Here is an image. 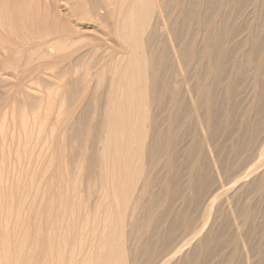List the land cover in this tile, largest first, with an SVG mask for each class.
Instances as JSON below:
<instances>
[{
	"label": "rangeland",
	"instance_id": "1",
	"mask_svg": "<svg viewBox=\"0 0 264 264\" xmlns=\"http://www.w3.org/2000/svg\"><path fill=\"white\" fill-rule=\"evenodd\" d=\"M16 1L21 2L23 0H16ZM30 1H32L33 8H39L38 11H39V15L41 16V18L43 20L45 18L44 21L47 23H45V30H44L45 35L44 36H49V38L48 37H45V38L47 39V41L53 40L52 42H54V43L53 44L51 42L50 43L52 44V47H54V46L55 47H54V49H52L50 47V48H48V51L44 52V54L48 52L47 54L49 56L51 55L49 57L47 54H45L46 57L45 56L44 57L46 58V61L44 60L45 58L44 59L42 58V62L39 61L40 60V58L38 56L39 52L37 50L38 49L37 48V39H39V38H37V37L40 36L41 26L33 24L32 30L30 32V36L31 37H32V35L35 36L34 37L35 40H33V37L32 38L30 37V39H32V41H30V43H29L31 46L24 45L23 48L20 46L23 50L22 52H20L21 48L17 44L18 46L15 50V54L16 53L21 54V55H17V54L15 55V56H17L16 57L17 58V60H16L17 66H15L16 67L15 74H14V77L12 78L15 81L11 80V83L8 84L5 81L3 72L0 70V122L5 121L4 123H2L4 125L0 124V126L1 125L4 126V127L0 128V133H1L0 137H5V139L0 138V141L3 140L0 143V145H1L0 146V157H1L0 159L3 160V162L0 160V166L1 165L3 166V167H0V176L2 177V179H0V180H2L0 183V185H1L0 187H2V188H0L2 190V192L0 191V205H1L0 207L2 210V212L0 210V216L2 215L0 217V229L2 231V232L0 231V240L2 242H4L1 244V241H0V246L3 245L6 247L9 244L10 249L8 251L12 252V250H14L17 247L16 244H17L19 238H21L22 240L25 239L24 250H23V248L21 250V252L24 256L21 257L20 263L21 264L22 263L23 264H25V263L26 264H28V263L39 264V263H41V261L42 262L44 261L43 260L45 258L44 256H46V255L48 256V254H49V253H47L48 251H46V250H48V248H46V247L50 244L51 245L50 248H51L53 246V244H51V243L52 242L55 243L56 240L58 241L59 237H58V239H56L57 234H58L59 236H61V238L59 239V242H58V244L61 246V247L59 246L60 250L62 249V246L64 247V242L66 243L65 247L63 248V252L65 253L64 254L65 256L63 255L62 251H60L61 252L60 254H62L61 256L62 257L64 256L63 258L61 257L63 259L62 264L68 263L67 259H68L69 255H70L69 258H71L70 261L72 259H74V260H72V261H74V262H72V264H81V263L85 264L87 261L88 262L91 261V263L89 262L88 264H102L103 262H105L103 264H107V261H108V264H110L115 259H117L116 263L112 262L113 264H118V263L119 264H126V263H128L127 262L128 258L129 259L132 258V260H135L134 264H160V262L162 263V260H163L161 257L164 253L163 251H165L164 247L166 246V242L169 239H175L174 235L177 236L176 238L181 236V233L183 232L182 228H184V225H182V224H185L187 221L188 222L190 221V222H192L191 227L193 226L191 229L192 232L190 231L191 233L186 237L185 241L187 239H189L190 236L192 237V235L200 227H203V226L204 227H203L202 234H205V235L208 234L209 238H206V236L204 235L205 237L203 239L204 240L207 239V241L202 240L201 246L203 247V250L200 251L201 254L202 253L204 254V255H202V257H203L202 261L201 260L197 261V256L200 254L199 250H198L200 248L197 247V251H195L196 253L193 252L195 250V249H193V251L190 252L191 254H189L190 256H188V259L184 257V258H182V261H180L178 264H182V263L183 264H245L244 259H242V258H244V253H242L240 247L234 246V243H235L234 241L239 237V235H242L244 237V240H245V243L247 246L246 251L248 253H250V255H252L251 252L254 254V255H252V256H254V264H264V187L263 188L257 187L258 186L257 183H259V180H258L259 178H257V177L259 175L256 174L257 179L254 176L252 177L253 179L251 177L248 178L247 179L248 182H247V180L245 181V187L241 188L242 190L238 189L239 191H234V192H232V189L230 190L229 193L233 194V199H232L233 201H231L232 203L229 201V206L232 207L234 210L229 209L228 204H226V202H225V198H224L225 195L223 194V190L225 188L231 186L234 183V181L236 179H238L240 170H241V172H243V171L247 170V167H248V169H250V167H252V165H254V164L256 165L257 164L256 162L258 161V159L255 158L254 151L256 152V150L253 149V146L251 143L252 139L250 136L251 135V133H250V131H251L250 119H251V115H252V110L250 108L252 74L250 72L251 63L249 61L251 53H252L251 46H250L251 33L253 30L252 23H251L252 22V10L254 7L253 4L255 5L257 0H244V1L243 0H230V1L226 0L225 2H224V0H158V2H157L158 4L156 3L157 0H142L143 2L140 4H137V5H134L132 0H129L130 2L127 3L126 8H124V4L126 3L125 2L126 0H123L125 3L121 2V0H120V2L118 0H108V10H110L109 11L110 13H108L109 14L108 22H106L107 23L106 26H108V27H106L107 31L104 30L105 28H101V27H105V26H102L103 22L100 21V18L96 19V17H95L94 19H96L97 21H94L95 22V24H94L93 23L94 19H92V18H90L91 21H90V19L85 21L81 17H79L77 14L75 16V14L72 13V12H74L72 9V6H71V4L68 3L67 0H53V1H51L53 4H51L49 0H46V1L45 0H38V1L36 0L38 3H36L35 1L33 2V0H30ZM87 1L88 0H86V2ZM91 1L92 0H89L88 3H85V1H84L83 4L84 3L89 4V2H91ZM263 1L264 0H259V2L262 3V8L264 9ZM118 2H119V4L123 3V8H124L123 13H122L123 17L124 16L125 17L130 16L132 9H134V11L132 12V15L134 16L133 21L131 20V23L129 22L130 23L129 26H125V28L124 27L122 28V27L117 25L122 21L121 20L122 18L121 19L118 18V16L120 15L118 8L121 6V5L117 6ZM34 3L38 4L37 7ZM159 3L161 4V7H160ZM111 4H113V5H111ZM227 5H228V8H227ZM42 6H43V10H42ZM46 6L48 9L47 10L48 14L44 13V12H46L44 9ZM85 6H87V5H85ZM89 6L90 5H88L87 9L89 8ZM111 6H112V8H111ZM130 6H131V9H130ZM133 6H135V7L133 8ZM54 8H55V10L56 9L59 10L60 13H63V15L61 16V14L59 12H58L59 15L56 14L57 10L56 11L53 10ZM84 8H86V7H84ZM155 8H157V9L161 8V12L163 13L162 14L163 18L165 20L167 19V22L169 23V26H168L169 35L167 34L168 36L165 35L163 32H161L162 33V35H161L159 30H157V29H154L156 31L151 29V25L154 24L158 20L156 18V17H158L157 16L158 13H156L157 10H155ZM112 10L113 11L115 10L114 11L115 13H111V12H113ZM128 11L130 12V14ZM250 11H251V13H250ZM117 12H119V13L117 14ZM227 14H228L229 18L227 17ZM72 15H74L75 17ZM46 16L49 19L46 18ZM223 16H224L225 21L223 20ZM66 17L68 19H66ZM119 17H122V16H119ZM226 17H227V19H226ZM262 18L264 19V16ZM115 19H118V20L120 19L119 20L120 22L118 21L116 26H115V23H116ZM149 19H151V20H149ZM142 20H143V22H142ZM147 20L150 21V23L147 24ZM87 21H89V22H87ZM98 21H100L101 23ZM212 21L214 22L213 24L211 23ZM90 22H91V24H90ZM217 23H218V25H217ZM61 24H62V26H61ZM70 24L72 25V27L70 26ZM99 24L101 25V27ZM135 24H136V26H135ZM223 24H225V25H223ZM55 25L57 26V28H55L56 27ZM86 25H88V26H86ZM103 25H105V24H103ZM137 25H139V26H137ZM59 26L65 28V29L63 30V28H59ZM143 26H145L147 29ZM262 26H264L263 21L261 24L260 32H261V37L263 38V41H262L263 44L261 43V46L264 47V31H263L264 27H262ZM74 27H77V28L74 29ZM92 27H94V28H92ZM204 27H205V29H204ZM78 28H79V31L77 32L76 30ZM111 28H113V29H111ZM211 28H213L214 30ZM227 28H229V30H227ZM61 29H62V31H61ZM72 29H74V30L71 32ZM117 29L119 31H121L123 34L121 32L116 33L118 31ZM65 30H67V31H65ZM80 30H81V32H80ZM115 30H117V31L115 33H113V31H115ZM86 31H88V32H86ZM66 32H68L67 35H65ZM70 32H71V34H70ZM201 32L204 33V34H202L203 37L200 34ZM247 32H248V34H247ZM62 33H64V34H62ZM151 33H153V34H151ZM205 33H206V35H205ZM46 34H50V35H46ZM72 34H74V35H72ZM118 34H119V36H117ZM58 35H59V37L61 35L62 36L60 38L59 37L57 38ZM116 36H117V38H115ZM54 37H56V38L54 39ZM228 37H230V38H228ZM50 38H53V39H50ZM217 39L220 41L218 42ZM54 40L55 41L58 40L57 41L58 43L55 42ZM66 40H67V43L65 44ZM77 40L79 41V43ZM72 41H74V42H72ZM102 41H103V44H100V43H102ZM226 41H228V42H226ZM240 41H242V42H240ZM32 42H35V43H32ZM75 42L78 43V45L75 44ZM120 42L123 44L121 45ZM169 42H170V44L173 43L174 45H178L179 61L181 58L183 60V61L182 60L180 61L181 65L185 66V64H186V67H185L186 76L183 75V77L186 79L182 78V76H180L178 73L179 70L177 69L176 61L172 58L173 56L170 53ZM229 42H230V44H229ZM204 43L206 44V46ZM220 43H222V44H220ZM168 44H169V46H168ZM225 44H226V46H225ZM59 45L62 47H60ZM25 46H27L28 48L27 47L25 48ZM123 46L124 47L126 46L125 47L126 51L123 50V48H124ZM208 46H210V47L207 50ZM135 47H137L140 55H138V52L135 53V51H137V49ZM204 47H205V49H204ZM34 50H36V51H34ZM28 51L30 54L28 53ZM25 52H27V53H25ZM33 52H34V55L32 54ZM206 52H208L209 54ZM25 54L29 55L30 58L28 60L31 63L28 62V60H24L25 58H27L25 56ZM126 54H130L131 57L129 55L127 57ZM137 55L139 56V58ZM36 56H38V58ZM136 56H137V60H136ZM147 56H149V57H147ZM34 57L38 61L37 60L34 61V59H35ZM243 57H245V60ZM143 58H144V60H143ZM26 61H27V64H26ZM120 61H121V63H120ZM187 61H189V62H187ZM32 62H33V64H32ZM72 62H74V63H72ZM150 62L153 64H151ZM35 63H37V64L35 65ZM137 63L139 65L135 66ZM143 63H144V66H143ZM22 64H25V65L29 64V65H28V67L26 66L25 69L23 68L21 70L19 68L24 67V65L22 66ZM118 64H119V66H117ZM150 65H152V66H150ZM134 66H135V70H134ZM130 68H131V70H130ZM150 70L152 73L150 72ZM17 72H20V73L17 74ZM118 73H119V75H118ZM123 73H124V75H123ZM148 74H149V76H148ZM129 75H131V76H129ZM196 75H198V76H196ZM124 76H125V78L123 79ZM127 76H129L130 80L126 82ZM263 76L261 77L262 81L260 80L261 86H262V99H261L262 102H264V93H263L264 92V89H263L264 88V77ZM188 78H189L190 82L188 81ZM186 81H188V86L192 90L193 89L196 90L194 92L195 93V101L193 103L189 100V97L186 93V88H185L186 86L184 83ZM40 82H41V84H40ZM205 83H206V85H205ZM192 84L193 85L196 84V85L193 86ZM126 85H129V86H126ZM191 85H192V87H191ZM199 86L200 87L202 86V87L200 88ZM124 87H125V89H124ZM183 87L185 88V90H183L184 89ZM227 87H229V88H227ZM127 88H129V89L127 90ZM198 88H200V90ZM117 89H119V90H117ZM122 89H123V91H122ZM130 90L131 91L133 90V91L131 92ZM143 90H145V91H143ZM134 91H137V92L140 91V92L137 93ZM202 91H205V92H203V94L200 95L202 93ZM198 92H200V93H198ZM83 93H84V95H83ZM124 93H126V94H124ZM129 93H131V94H129ZM138 94H140V96ZM197 95L199 98L196 97ZM130 96H132V97L135 96L133 98H134V101L136 100L135 101L136 107L134 109V113L132 112V110H130L131 106L127 105L128 103L130 104V102L133 101L131 99L132 97L130 98ZM200 96H201V98H200ZM110 97H111V99H110ZM142 97H144V98H142ZM202 97H204V98H202ZM38 99H40V100L38 101ZM141 99H143L144 102ZM116 102H117V104L122 103L125 106L124 109L122 110L123 112H124V110L128 111V109H129L130 112L128 113V116H127L128 120L127 121H129V120L133 121L132 117L134 115L137 117L136 118V120H137L136 127H134L133 124H130L131 121H129L130 122L129 125H131L132 128L134 127V129H135V131L133 129H130L129 134H132V135L134 134L133 137H135L137 140L135 142L137 144L132 142L133 147L131 146L132 145L131 143H130V145H126L124 143V141H121L120 135H121L122 131L120 130L119 127H115L116 124H114L111 121V119L114 118L113 115L116 116L115 119L120 120L119 119L120 115L115 114L116 111L114 112V108H113L114 107L113 105ZM142 102L144 103V107H143V104L141 105ZM102 103L104 104L105 107L103 106ZM146 104H148V105H146ZM193 105L195 106V108L193 107ZM5 109L7 112H5ZM142 109H144V114L141 112ZM136 113H138V114L136 115ZM3 114H5V116H4L5 120H3V116H2ZM131 114H133L132 117H131ZM148 114H149V116H148ZM138 116H140V117H138ZM262 116L264 118V111H263ZM147 117L148 118L150 117L151 119L149 118V120H148ZM133 118L135 119V117H133ZM201 118H203L204 122L205 121L208 122V126H209L208 131L204 133V134L207 133L206 135H203L202 133H200L201 131H200V127L198 125V122H199V119L201 121ZM11 120L13 121L12 123L10 122ZM147 122H149V123H147ZM108 124H110L111 126ZM150 125H152V126L150 127ZM25 127H26V129H25ZM54 128H55V130H54ZM1 129L3 131H1ZM151 129H153V130H151ZM2 132H3L4 136H2L3 135ZM31 132H33V133H32V136L31 135L30 136L33 138L29 137V134H31ZM135 132L137 133L136 135H135ZM25 133H26V135H25ZM117 135H119V136H117ZM8 136L10 138L11 137L12 138L9 139ZM114 136L115 137L117 136V137L115 138ZM60 137H61L62 142L60 141ZM106 137H107V139H106ZM204 137L208 138V139L205 138L207 140V143L210 142L207 144L208 147H205L202 143ZM28 138L31 140L27 141V140H29ZM141 138H142V140H141ZM12 139H13V141H12V143H10V140H12ZM16 139L18 141H16ZM51 139H53V140L51 141ZM116 139H118V140L115 142H119V144H120V145H118L119 146L118 149H114L115 147H117L116 143L112 145V143H114L113 141ZM157 139H158V141H157ZM4 141H5V143H4ZM107 142H109V143H107ZM149 142H150V144H149ZM16 143L19 144L18 145L19 147L16 146ZM146 143H147V146H146ZM210 144H211V146H210ZM143 145L145 147H143ZM150 145H152V146H150ZM14 146H15V148L18 147L17 149H21L24 146L22 148L24 150L21 149L18 151L17 149H14ZM146 147H148V148H146ZM102 148H104V149H102ZM130 148L132 150H130ZM206 148L209 150H206ZM106 149L109 150V152H108V153H110L108 155L109 157L106 156L108 154ZM134 149L137 151L135 152ZM211 149H214L215 151L213 152V151H211ZM1 150H3L2 153L5 155V158H4V155L1 154ZM102 150H104L103 151L104 157H102L103 155L101 154ZM142 150H144V151H142ZM7 151H9V152H7ZM14 151L17 154L20 153L21 157L18 154V157L20 160L18 159L17 156L16 157L14 156L15 155L13 153ZM22 151H24V153ZM116 151H117V156H116ZM7 153L9 154V156L7 155ZM131 153H132V155H134V158H132ZM136 153H137V155L135 156ZM34 154H36V155H34ZM213 154H215V155H213ZM28 155H30L31 157ZM118 155H120V156H118ZM126 155H128V156H126ZM49 156H51V157H49ZM213 156H214L215 160H217L216 163H215ZM13 157H14V159H12ZM9 158H10V160H9ZM15 158H17L18 160L10 163V161L15 160ZM102 158H106L107 160L105 159V161H102L101 160ZM125 158H128L130 160L127 159L128 161L126 162ZM7 159L9 160L8 161L9 163L6 161ZM48 159H49V163H48ZM132 159H134V162ZM22 160H25V161L22 162ZM26 160H27V162L28 161L29 162L26 163ZM117 160H119V161L117 162ZM15 162H17V165L20 164L19 167L22 168V170L20 169L21 170L20 172H19V167L17 165L13 166L14 165L13 163H15ZM103 162H105L104 165L106 166V169H108V171H109L108 175L107 174L104 175V173H107L108 171L107 170L104 171L105 166L103 167ZM111 162H113V163H111ZM218 162H219V164H218ZM238 162H239V164H238ZM125 163L128 164L127 168L125 167L126 166ZM10 164L13 166L12 170L15 171L17 169L18 172H17V170L15 172L14 171L12 172L11 168L8 169V167H10ZM110 164H112V165L114 164L113 165L114 169H113V166ZM117 164H119V166ZM129 164H132V165H129ZM100 165H101V167H100ZM133 165H134V167H133ZM239 165H243V166L245 165L244 166L245 170H242V169H244V167L239 168L240 170L239 169L237 170V167ZM35 166H37V167H35ZM107 166H108V168H107ZM99 167L102 170H100ZM48 168H50V169H48ZM31 169H32V171H31ZM134 169H135L136 175L134 173ZM5 170L11 175V177L13 176L14 178L15 177L16 178L15 179L12 178L13 181L9 180V179H11L10 175L8 177L6 175H4ZM9 170L13 174H16V172L20 175L22 174L21 178H23V179H21V178L19 179L17 174L13 175ZM99 170L102 171V175H101V172ZM113 170H114V172H113ZM129 170L132 173V176L134 174V176L132 178H130L131 173H130V176L128 174ZM24 171H25V173H23ZM217 171H218L219 175L217 174ZM236 171L237 172L239 171V172L237 173ZM262 171H264V166H262L258 172L261 173ZM66 172H67V174H66ZM111 172H113V173H111ZM147 172H149V173H147ZM234 172H236V173H234ZM30 173H31L32 177L30 175H28ZM110 173H111V175H110ZM116 173H118V174H116ZM125 173H126V175H124ZM25 174L30 176V179L32 181L29 178H27V176H24ZM34 174H35V176L33 179ZM40 175L42 176L41 179L43 181H41V179L39 178ZM44 175H45V177H44ZM87 175H88V177H87ZM144 175H145V177H144ZM4 176H6V177H4ZM105 176L108 177V180H107L108 182L106 185H109V189H107L105 187L106 181L105 182L103 181V180H106ZM109 176H112V178ZM24 177L27 179H25ZM70 177H72V178H70ZM3 178H4V180H6L5 183H7V186H6V184H4V186L2 185L4 182ZM5 178H7V179H5ZM38 178L40 180H38ZM146 178L149 179L148 180L149 181L148 186H147L148 181L144 182V179L146 180ZM159 178H161V179H159ZM46 179H47V181H46ZM68 179H69V181H68ZM70 179H72V181ZM136 179H137V181H136ZM191 179H192V181H190ZM18 180H20V181H18ZM33 180H34V182H33ZM37 180H38V182L40 181V184L37 182ZM50 180H51V182H50ZM187 180L190 182H188ZM9 181H11V182H9ZM16 181H18L20 183V185L16 184V183H18ZM26 181H27V185H26ZM29 181L33 182L32 187L29 185V183H31ZM48 181L51 185H48L49 183L47 184ZM113 181H117V182L114 183ZM8 182L11 183L10 184L11 186L9 185ZM22 182H23L25 187L27 186V188H24ZM42 182H43V184H41ZM72 182H74V183H72ZM131 182L133 183V185H129ZM221 182H222V185L224 184L223 185L224 187L222 186V187L218 188L219 183L221 184ZM64 183H65V185H64ZM110 183L112 185H113V183L115 184L114 192H116L115 190H117L116 197L119 200L116 202L119 203V211H118L120 214L119 218H122V219H120V221H118V219H119L117 216L118 212L116 210V207H118V205H117L118 203L114 202L115 201L114 197H113L114 199L112 198V195L113 194L115 195V193L112 194V191H111L113 189L112 187L114 185L111 187ZM135 183H136V186H135ZM141 183H145L146 187H144L145 184L141 185ZM13 184L15 186L17 185V188H15ZM38 184H39V188H38L39 192H36V193H38L36 195L34 194L37 198L34 197L35 198L34 199L32 197L35 200V204H34L31 201H29V199L31 200V195L34 193V187H36L35 185H38ZM66 184H67V186H66ZM122 184H123V186H121ZM9 186L11 189H8ZM28 186H30V187L28 188ZM43 186H44V188H43ZM69 186L71 187L72 191H71ZM13 187H14L15 191H14ZM37 187L35 188V190L37 189ZM41 187L44 190H41ZM104 187L108 190V191H106V193H107L109 199H108V197L105 198L106 193H105ZM142 187H144L145 189ZM23 188L26 189L27 191H29L28 192L29 196L27 195L28 199L25 195L26 193H24L26 190H24V192H22V195H21V197H23V193H24V196L26 198H24V197L20 198V196L17 195V194H19L20 190L23 191ZM30 188L32 189V191H30ZM54 188H56V189H54ZM120 188H122V189L120 190ZM128 188H129L130 192L127 191ZM130 188L132 189L133 193H131ZM189 188H190V191H189ZM222 188H223V190H222ZM4 189H5V191H4ZM7 190H11V191L9 192ZM36 191H38V190H36ZM40 191H44L45 194L42 195ZM55 191H57V192H55ZM201 191H202L201 195L204 194L203 191L205 192V195H207L203 199V203L204 202L207 203L206 206H205V203H204V205L202 203V199L200 198L201 195L199 194L200 195L199 196L197 194V193H200ZM4 192H5V194H4ZM15 192H16V195H15ZM72 192H74V193H72ZM235 192H236V194H235ZM10 193H12V194H10ZM129 193H131L132 195ZM137 193H139V194H137ZM20 194H21V192H20ZM39 194L42 196H40ZM6 195L7 196L9 195L8 197H11V198L13 197V199H12L13 204L12 205H9V203H8L9 201H11V199L9 201L8 200L5 201L6 199H9L8 197H5ZM101 195H103V196H101ZM121 195H124V196H121ZM137 195L140 198L137 197ZM2 196L4 197L3 198L4 203L2 202V199H1ZM64 196H66V198ZM40 197L41 198L44 197L41 200V201H43L42 203L39 200ZM101 197H102V199H101ZM124 197H126L127 199H124ZM46 198H47V200H46ZM61 198L63 200V203H62V200H60ZM133 198H135L136 200ZM198 198H200L201 200ZM207 198H210V199L215 198L212 208L210 206V199H207ZM18 199H20V202H21V199L22 200L25 199V201L26 200L27 201H26V203H25V201L24 202L22 201V204H21L18 202L19 201ZM105 199H107L108 201H106ZM38 200L40 201L41 205H40ZM138 200L140 201V204L137 203ZM197 200H200V201L198 202ZM207 200H209V201H207ZM12 201H11V203H12ZM134 201H136V202H134ZM29 202H30V204L32 203L31 205L34 204L35 206L34 205L31 206L30 204H28ZM23 203H25V204L23 205ZM48 203H49V205L52 204L53 206L52 205L49 206ZM60 203L62 205L65 204L64 211H63V212H65V215L61 209H60L61 212L59 211V208L57 209V207ZM132 203H133V206L135 205V203H136V205H140V206L135 205L136 208L139 207L137 209L135 208L137 213L133 210V208L135 206L133 207ZM200 203H201V205H200ZM2 204H4V205L2 206ZM6 204L9 206L7 207ZM17 204H19V207ZM37 204L40 206L37 209V211H34L37 207ZM72 204H74V206H71ZM76 204H78V206ZM150 204L153 206H151ZM20 205L23 206V209L21 208ZM115 205H116V207H115ZM122 205H124L125 209L123 208ZM26 206H28L27 210H26V208H27ZM29 206L31 207L30 209H29ZM51 206H52V208H51ZM69 206H71V207H69ZM158 206H159V209H158ZM4 207H7V209H4ZM9 207L11 209V212H9V216H8V214L5 211H8ZM15 207H18L21 211L20 215L19 216L17 215V218H16V216H13V215H16L19 211ZM61 208L63 209V207H61ZM79 208H81V209L79 210ZM244 208L248 209L249 218H248L247 222H244L243 226H241V231H239L241 233L240 234L238 231L236 232V230L234 229L233 218L234 219L236 218L238 220V218L241 216V214L243 212V211H241V209L243 210ZM49 209H53V210H50V212H49ZM55 209L57 210V212H56L57 214L54 213ZM69 209L71 210V214L74 215V216H72V219H70V217H68V219L66 218L67 215H71L68 212ZM31 210H32V212H31ZM72 210L74 212H72ZM15 211L17 213H14ZM28 211H30V212L27 216ZM110 211L113 212V214H111ZM130 211L134 212V213H132L133 215H131ZM232 211H233V213H232ZM100 212H101V217H99ZM107 212H108V214H107ZM229 212H230V214H229ZM4 213H5V215H4ZM30 213H31V215H30ZM77 213H80V215ZM104 213H106V214H104ZM138 213H140V214H138ZM23 214H25L24 218H22ZM36 214H37V216H36ZM49 214L51 215V217L49 216ZM62 214L64 215V217H62L63 222L61 223V221H57V220H60L61 217L58 218V216H61ZM96 214H97V216H96ZM125 214H126V216L128 215L127 218L133 217L130 220V222L126 218V216H125V219H123L124 217H122V216H124ZM3 215L6 217V218H4V219H6V222H4L5 220L3 219ZM39 215L41 216L40 219H39ZM45 215H46V218H45ZM103 215H104V218L102 217ZM108 215H110V216L113 215L112 216L113 219ZM134 215L138 216V217H134ZM33 216H34V218H33ZM18 217H20V220H18ZM94 217H96V218H94ZM26 218H27V220H26ZM74 218H75V222H74ZM76 218H78L80 220H78ZM21 219H22L23 223L20 222ZM28 219H29V221H28ZM48 219H49V221H48ZM55 219H57V220L55 221ZM65 219H67L68 223L65 221ZM133 219L134 220L136 219V220L134 221ZM14 220L16 223H17V221H19L17 223V226H16L15 222H13V225H15V226L11 225L12 221H14ZM32 220H33V222L35 221V223H33ZM52 220L55 222H52ZM71 220H72V222H71ZM83 220H86V221H83ZM93 220H95L96 223ZM105 220L106 221L108 220L107 222H105L106 224L104 225V227H107V228H105L106 231H105L104 227L102 226V223ZM123 220H124V222H123ZM87 221H89L88 226L86 225ZM101 221H103V222H101ZM2 222H4V225H6V223L8 225V222H9L8 227L4 228V229H7V232H9L8 234H4L5 230L2 229L3 228ZM37 222L40 223V226H39V223H37ZM56 222H58V223H56ZM64 222H65V224H64ZM82 222H83V224H82ZM109 222H111V224H108ZM120 222H121V225H120ZM214 222H215V224H214ZM36 223H37L38 228L36 227ZM59 223H61V226H59ZM70 223L72 225H74L76 223L77 227H76V224L74 225V227H76L77 229L72 227L70 225ZM94 223L96 225L95 226L96 228L93 227ZM115 223L118 226V227L115 226L117 228H115L113 226ZM131 223H133V224L130 225ZM21 224H23L22 228L20 226ZM67 224H68L69 229L67 228L68 230L66 229V231H67V233L69 232L68 233L69 235L67 234L68 237L65 238L64 235L66 233L62 234L61 230H64L67 227ZM107 224L109 227L107 226ZM81 225H84V227ZM198 225H199V227H198ZM11 226L15 227V231H13V228H12V232H11ZM98 226H99V228H98ZM143 226H145V228H143ZM18 227H20V229ZM29 227H30V231H29ZM40 227H41V229H39ZM59 227H60V229H59ZM101 227H103V228H101ZM169 227H171L172 230ZM23 228H24V230H23ZM26 228H27V231H26ZM71 228H74L75 232H72V230H74V229H71ZM84 228L85 229L87 228V230H85ZM18 229H19V231L17 233L16 231ZM38 229H39V231H41V233L39 231H38L39 233L37 232ZM58 229H59V233H58ZM95 229L98 231L97 233H96ZM102 229H104V231L108 234H104V232H101V231H103ZM47 230L49 232H51V231L55 232L57 230V232H56L57 234H56V237L54 238V240H52L53 238L46 236V234L52 236L51 235L52 233H49V232L46 233ZM112 230H113V232H112ZM134 230H136V231H134ZM22 231H24L23 235L25 234L27 236V238H25V235H24V239H23ZM25 231H26V233H25ZM66 231L64 230L63 232H66ZM83 231H85L86 234L88 231L89 232L88 236H86V234L83 233ZM115 231H116V233L117 232L118 233L110 235V233H114ZM176 231H178V232H176ZM168 232H170L169 233L170 237L167 240L165 238H168V236H169ZM35 233H36V238H35V235H33ZM81 233L87 240L84 239V237H83V239H81L82 238L80 236ZM93 233H95V235ZM126 233H127V235H126ZM171 233H173V234H171ZM178 233H180V235ZM4 235H7L6 239H5V237H3ZM67 235H65V236H67ZM70 235H71V238H70ZM74 235H75V237H74ZM113 235H115V237H112ZM31 237H33L32 238L33 240L31 239ZM46 237L51 238V240H50L51 243L48 242V240H46L47 239ZM98 237L102 238V239H100L102 241L105 240V243H104V241L102 243L103 246H100L99 248H98L99 243H98V245L96 244L98 242L97 239H99ZM75 238H76V240H75ZM110 238L112 240H110ZM115 238H116V240H115ZM117 238H119V239H117ZM138 238H139V241H138ZM196 238L197 237L193 238L191 243L187 247L185 246L186 248H183V251L190 250L189 246L191 247L196 242V240H197ZM14 239H16V240H14ZM80 239L83 242L87 241L86 243H84V244H86V246L83 245V242L78 241ZM208 239H210L211 241L210 240L208 241ZM35 240H36V244L34 242ZM164 240H167V241L163 243ZM30 241H32L31 242L32 244L29 243ZM38 241H39V243H38ZM75 241L82 243L83 247L80 245H77L78 243H76ZM88 241H91L92 245H90V243H88ZM108 241L109 242L111 241V242L108 243ZM115 241H117V242H115ZM62 242H63V245H62ZM152 242H153V244H152ZM111 243H114V244L112 245ZM162 243L165 245H163ZM13 244H14V246H13ZM33 244H35L34 246L37 245L36 249H33V248H35V247H33ZM102 244H100V245H102ZM104 244H105V246L107 245L108 250L104 249V248H106V247H104ZM109 244H111V246H108ZM29 245H31V247H29ZM88 245L90 246L89 249H88ZM115 245L118 249L116 247H114ZM70 246H71V249H69ZM78 246H80V247H78ZM72 247H78V248H75L76 251L74 250L76 252L74 254L75 255L74 258L71 257V254H68L69 251H73L72 249H74V248H72ZM81 247H82L83 251H82ZM109 247L115 248L116 252H115V249H114V251H112V248L110 249ZM7 248H8V246H7ZM27 248H29L30 252H29V250H28V252H26ZM93 248H94L95 253L93 251ZM97 248L99 251H101L100 248L102 250L104 249L105 252L107 251L106 253L104 252V254L102 253L104 256L103 258H102V254H101V256H99L101 258L102 262H101L100 258H97V259L95 258V256H96L95 254L96 253L98 254V252H99L97 250ZM124 248H126V249H124ZM210 249H212V250H210ZM31 250H34L32 252L34 254H30ZM88 250L90 252L93 251L92 252L93 254H90V252H88ZM49 251L51 252V249ZM81 252H82V254H81ZM130 252L132 253L133 256L131 255ZM159 252L160 253L162 252L161 255ZM70 253H72V256H73V252H70ZM85 253H87L88 255ZM129 253H130L131 257H129L130 256ZM26 254H28V257H26L27 256ZM60 254H59V256H60ZM79 254H81V255H79ZM112 254H114V255H112ZM147 254H149V256ZM183 254H184V252H183ZM89 255L91 256V258ZM106 255H108V256H106ZM109 255H110V257H109ZM179 255H180V253L178 254V258H176V261H177V259H179L182 256V252H181L180 257H179ZM29 256L32 257L31 261H29V259L31 258ZM84 256H86V261L82 260L83 258H85ZM88 256H89V258H88ZM111 256H113L112 259H111ZM42 257H43V259H42ZM105 257L108 258V259L106 258V261L104 260ZM13 258L14 257L11 256V260ZM76 258H77V263L75 262ZM150 258H151V260H150ZM120 259H121V263H120ZM70 261H69V263L71 264ZM117 261H119V262H117ZM8 262H9V264H11L10 261H8ZM11 262H13V261H11ZM1 263L3 264L2 261H1ZM5 264H7V260H6ZM17 264H19V263H17ZM41 264H43V263H41Z\"/></svg>",
	"mask_w": 264,
	"mask_h": 264
},
{
	"label": "bare ground",
	"instance_id": "2",
	"mask_svg": "<svg viewBox=\"0 0 264 264\" xmlns=\"http://www.w3.org/2000/svg\"><path fill=\"white\" fill-rule=\"evenodd\" d=\"M36 2V3H38L36 0H33V2ZM46 1V0H45ZM50 1V3L51 4H53L51 1H53V0H49ZM68 1V3L69 4H71V6H72V9H73V11L74 12H72V13H74L75 14V16H76V14L79 16V17H81L83 20H88V19H90V18H92V19H94L95 17H96V19L97 18H100V21L101 22H103V24H105V25H103L102 24V26H105V27H101V25H100V27L101 28H105L104 30L105 31H107L106 30V27H108V26H106V22H108V16H109V14L108 13H110L109 11L110 10H108V0H92L91 2H89V4H85V3H88V1L86 2V0H84L85 1V3L83 4V0H67ZM119 2H120V0H118ZM128 1V2H127ZM226 0H224V2H225ZM230 1V0H229ZM244 1V0H243ZM114 2V1H113ZM112 2V3H113ZM119 2L117 3V6H120L118 9V11L120 12V15L119 16H122V17H119L118 16V18H122L121 20V22L118 20V19H115L114 21L116 22L115 23V26H116V24L118 23V21L120 22L119 24H117L118 26H120V27H124L125 28V26H129V24L131 23V20L133 21V18H134V16L132 15V12L134 11V9H132V11H131V14H130V12H129V14H130V16H124L123 17V9L124 8H126V5H127V3H129L130 1L129 0H126L125 2L123 1V0H121V2H123V3H125L124 4V8H123V3H121V4H119ZM132 2H133V4L134 5H137V4H140V3H142L143 1L142 0H132ZM158 2V0L156 1V3ZM161 2V1H160ZM256 2V1H255ZM36 3H34L35 5H36V7H37V5L38 4H36ZM91 3V4H90ZM116 3V2H115ZM114 3V4H115ZM263 3H264V1H263ZM119 4V5H118ZM150 4V3H149ZM155 4V3H154ZM158 4V3H157ZM208 4V3H207ZM238 4V3H237ZM253 4V3H252ZM85 5H87V6H85ZM88 5H90L89 6V8L87 9V7H88ZM111 5H113V4H111ZM159 5H160V7H161V4L159 3ZM226 5V4H225ZM224 5V6H225ZM48 6V5H47ZM47 6L44 8L45 9V11L46 12H44V13H47ZM116 6V5H115ZM140 6V5H139ZM222 6V5H221ZM242 6V5H241ZM253 10H252V27H253V30H252V33H251V41H250V46H251V50H252V53H251V56H250V63H251V69H250V72H251V74H252V84H251V102H250V108H251V110H252V115H251V119H250V122H251V131H250V133H251V139H252V146H253V149H255L256 150V152L254 151V154H255V158H257L258 159V161L256 162L257 164L255 165H252V167H250V169H248V167H247V170H245V165L243 166V165H239L238 167H237V170L239 169V168H242V167H244V169H242V170H245V171H243V172H241V170H240V172H239V176H238V179H236L235 181H234V183L231 185V186H229V187H227V188H225L224 190H223V188H222V190H223V194L225 195L224 196V198H225V202H226V204H228V206H229V201L231 202V201H233L232 199H233V194L231 195L229 192H230V190L232 189V192H234V191H239L241 188H243V187H245V181L248 179V178H252L253 176L256 178V174H258L257 176V178H259L258 180H259V183H257V187L258 188H263L264 187V171H262L261 173H259L258 171H259V169L262 167V166H264V118H263V116H262V114H263V111H264V102H262V86H261V77L264 75V47H262L261 46V43H262V41H263V38L261 37V32H260V29H261V24H262V21L264 22V19L262 18L263 16H264V9L262 8V3H260L259 2V0H257V2L255 3V5L253 4ZM35 7V6H34ZM70 7V6H69ZM84 7H86V8H84ZM135 6H133V8H134ZM159 7V6H158ZM264 7V6H263ZM111 8H112V6H111ZM138 8V7H137ZM145 8V7H144ZM227 8H228V5H227ZM251 8V7H250ZM87 11H86V10ZM130 9H131V6H130ZM129 9V10H130ZM160 9V10H159ZM39 8H33V5H32V1H30V0H23V1H21V2H18V1H16V0H0V70L3 72V75H4V78H5V81L9 84V83H11V80H13L12 78L14 77V74H15V69H16V67L15 66H17L16 65V60H17V56H15L16 54H15V50H16V48H17V46L19 45V47L21 46L22 48H23V46L24 45H29V46H31L29 43H30V41H32V39H30V32H31V30H32V26H33V24H36V25H40L41 26V31H40V36L39 37H37V38H39V39H37V50H38V52H39V58H40V62H42V58L44 59L46 56H45V54H47V53H45L44 54V52L45 51H48V48H52V49H54V47H52V44L54 43V42H52V41H47V39L45 38V37H48L49 38V36H44L45 35V32H44V30H45V23H47V22H45L44 20H45V18H44V20L41 18V16L39 15ZM42 10H43V6H42ZM53 10H55V8L53 9ZM57 10V9H56ZM55 10V11H56ZM155 10H157L156 11V13H158L157 14V16L158 17H156L158 20L154 23V24H152L151 25V29H157V30H159V32L161 33V32H163L165 35H169V30H168V26H169V23L167 22V19L165 20L164 18H163V13L161 12V8H155ZM215 10V9H214ZM225 10V9H224ZM223 10V11H224ZM233 10V9H232ZM50 11V10H49ZM113 11V10H112ZM115 11V10H114ZM111 12V13H115V12ZM150 11V10H149ZM153 11V10H152ZM151 11V12H152ZM208 11V10H207ZM206 11V12H207ZM226 11V10H225ZM224 11V12H225ZM238 11V10H237ZM58 12L60 13V11L59 10H57L56 11V14H58ZM119 12H117V14L119 13ZM229 12V11H228ZM235 12V11H234ZM205 13V12H204ZM250 13H251V11H250ZM43 14V13H42ZM48 14V13H47ZM46 14V15H47ZM61 14V16L63 15V13H60ZM71 14V13H70ZM149 14V13H148ZM169 14V13H168ZM230 14V13H229ZM235 14V13H234ZM239 14V13H238ZM52 15V14H51ZM59 15V14H58ZM67 15V14H66ZM125 15V14H124ZM226 15V14H225ZM53 16V15H52ZM72 16H74V15H72ZM74 16V17H75ZM114 16V15H113ZM169 16V15H168ZM216 17V16H215ZM222 17V16H221ZM227 17H228V14H227ZM227 17H226V19H227ZM237 17V16H236ZM46 18H48L47 16H46ZM80 18V19H81ZM155 18V19H156ZM207 18V17H206ZM212 18V17H211ZM229 18V17H228ZM49 19V18H48ZM53 19V18H52ZM64 19V18H63ZM66 19H68L67 17H66ZM96 19H94L93 20V23L95 24V22L94 21H97ZM215 19V18H214ZM141 20V19H140ZM149 20H151V19H149ZM223 20H224V16H223ZM90 21H91V19H90ZM100 21H98V22H100ZM138 21V20H137ZM209 21V20H208ZM222 21V20H221ZM225 21V20H224ZM228 21V20H227ZM87 22H89V21H87ZM100 22V23H101ZM105 22V23H104ZM130 22V23H129ZM142 22H143V20H142ZM171 22V21H170ZM229 22V21H228ZM148 23H150V21H148L147 20V24ZM212 24L214 23L213 21L211 22ZM222 23V22H221ZM227 23V22H226ZM66 24V23H65ZM90 24H91V22H90ZM217 25H218V23H217ZM223 25H225V24H223ZM56 26V25H55ZM61 26H62V24H61ZM70 26L72 27V25L70 24ZM85 26V25H84ZM86 26H88V25H86ZM91 26V25H90ZM135 26H136V24H135ZM137 26H139V25H137ZM149 26V25H148ZM114 27V26H113ZM143 27H145V26H143ZM224 27V26H223ZM222 27V28H223ZM245 27V26H244ZM262 27H264V26H262ZM55 28H57V26L55 27ZM59 28H63V27H60L59 26ZM75 28H77V27H74V29ZM92 28H94V27H92ZM140 28V27H139ZM146 28V27H145ZM170 28V27H169ZM54 29V28H53ZM65 28H63V30H64ZM74 29H72L71 30V32L74 30ZM96 29V28H95ZM111 29H113V28H111ZM115 29V28H114ZM147 29V28H146ZM204 29H205V27H204ZM211 29H213V28H211ZM264 29V28H263ZM43 30V31H42ZM60 30V29H59ZM86 30V29H85ZM94 30V29H93ZM118 30V29H117ZM117 30H115V31H113V33H115ZM121 30V29H120ZM140 30V29H139ZM214 30V29H213ZM227 30H229V28H227ZM247 30V29H246ZM61 31H62V29H61ZM60 31V32H61ZM65 31H67V30H65ZM77 32L79 31V28L76 30ZM75 31V32H76ZM84 31V30H83ZM82 31V32H83ZM144 31V30H143ZM154 31H156V30H154ZM240 31V30H239ZM264 31V30H263ZM71 32H70V34H71ZM76 32V33H77ZM80 32H81V30H80ZM86 32H88V31H86ZM95 32V31H94ZM119 32H121V31H117L116 33H119ZM132 32V31H131ZM153 32V31H152ZM168 32V33H167ZM209 32V31H208ZM207 32V33H208ZM213 32V31H212ZM245 32V31H244ZM67 33L68 32H66V34L65 35H67ZM90 33V32H89ZM122 33V32H121ZM120 33V34H121ZM149 33V32H148ZM154 33V32H153ZM153 33H151V34H153ZM223 33V32H222ZM250 33V32H249ZM51 34V33H50ZM50 34H46V35H50ZM57 34V33H56ZM55 34V35H56ZM62 34H64V33H62ZM75 34V33H74ZM74 34H72V35H74ZM91 34V33H90ZM96 34V33H95ZM123 34V33H122ZM131 34V33H130ZM201 35L202 34H204V33H200ZM217 34V33H216ZM224 34V33H223ZM231 34V33H230ZM247 34H248V32H247ZM60 35V34H59ZM59 35L57 36V38L59 37ZM98 35V34H97ZM161 35H162V33H161ZM167 35V36H168ZM205 35H206V33H205ZM208 35V34H207ZM62 36V35H61ZM60 36V37H61ZM64 36V35H63ZM101 36V35H100ZM117 36H119V34L117 35ZM117 36L115 37V38H117ZM159 36V35H158ZM171 36V35H170ZM223 36V35H222ZM32 37H33V40H35L34 39V37L35 36H33L32 35ZM31 37V38H32ZM59 37V38H60ZM67 37V36H66ZM103 37V36H102ZM107 37V36H106ZM165 37V36H164ZM174 37V36H173ZM202 37H203V35H202ZM56 37H54V39H55ZM120 38V37H119ZM124 38V37H123ZM147 38V37H146ZM152 38V37H151ZM168 38V37H167ZM171 38V37H170ZM205 38V37H204ZM228 38H230V37H228ZM234 38V37H233ZM50 39H53V38H50ZM49 39V40H50ZM82 39V38H81ZM145 39V38H144ZM160 39V38H159ZM169 39V38H168ZM172 39V38H171ZM170 39V40H171ZM227 39V38H226ZM103 40V39H102ZM211 40V39H210ZM233 40V39H232ZM55 41V40H54ZM58 41V40H57ZM57 41H55V42H57ZM75 41V40H74ZM74 41H72V42H74ZM78 41V40H77ZM76 41V42H77ZM122 41V40H121ZM168 41V40H167ZM172 41V40H171ZM217 41L219 42L220 40H218L217 39ZM234 41V40H233ZM243 41V40H242ZM242 41H240V42H242ZM245 41V40H244ZM52 44H51V43ZM75 42V44H77L78 45V43H79V41H78V43H76ZM166 42V41H165ZM173 42V41H172ZM171 42V43H172ZM211 42V41H210ZM226 42H228V41H226ZM32 43H35V42H32ZM58 43V42H57ZM67 43V40H66V42H65V44ZM84 43V42H83ZM121 43V42H120ZM201 43V42H200ZM238 43V42H237ZM18 44V45H17ZM74 44V45H75ZM99 44V43H98ZM100 44H103V41H102V43H100ZM123 43H121V45H122ZM139 44V43H138ZM169 44H170V42H169ZM169 44H168V46H169ZM173 44V43H172ZM172 44H170V53H171V55L173 56L172 58L176 61V66H177V69L179 70V75L180 76H182V78H184L183 77V75H185L186 76V72H185V67H186V64H185V66L184 65H181V63H180V61L182 60L181 58H180V61H179V56H178V53H179V50H178V45H172ZM178 44V43H177ZM199 44V43H198ZM205 44V43H204ZM210 44V43H209ZM218 44V43H217ZM220 44H222V43H220ZM228 44V43H227ZM229 44H230V42H229ZM228 44V45H229ZM263 44V43H262ZM61 45V44H60ZM59 45V46H60ZM71 45V44H70ZM97 45V44H96ZM137 45V44H136ZM135 45V46H136ZM211 45V44H210ZM213 45V44H212ZM248 45V44H247ZM76 46V45H75ZM127 46V45H126ZM125 46V47H126ZM205 46H206V44H205ZM216 46V45H215ZM225 46H226V44H225ZM246 46V45H245ZM20 47V48H21ZM27 46H25V48H26ZM60 47H62V46H60ZM124 47V46H123ZM125 47L123 48V50L124 51H126L125 50ZM209 47L210 46H208L207 47V50L209 49ZM22 48L20 49L21 51L20 52H22L23 50H22ZM28 48V47H27ZM113 48V47H112ZM120 48V47H119ZM128 48V47H127ZM126 48V49H127ZM136 49H137V47H135ZM213 48V47H212ZM218 48V47H217ZM221 48V47H220ZM36 49V48H35ZM62 49V48H61ZM91 49V48H90ZM201 49V48H200ZM204 49H205V47H204ZM33 50V49H32ZM50 50V49H49ZM107 50V49H106ZM167 50V49H166ZM215 50V49H214ZM34 51H36V50H34ZM132 51V50H131ZM213 51V50H212ZM216 51V50H215ZM220 51V50H219ZM138 52V55H140L139 54V51H138V49H137V51H135V53H137ZM181 52V51H180ZM25 53H27V52H25ZM28 53H29V51H28ZM125 53V52H124ZM147 53V52H146ZM206 53H208V52H206ZM30 54V53H29ZM33 55H34V52L32 53ZM104 54V53H103ZM192 54V53H191ZM209 54V53H208ZM234 54V53H233ZM17 55H21V54H17ZM48 55V54H47ZM105 55V54H104ZM127 55V57H128V55L130 56V54H126ZM137 55V56H138ZM168 55V54H167ZM170 55V56H171ZM180 55V54H179ZM25 56L27 57V58H25L24 60H28L30 57H29V55H27V54H25ZM31 56V55H30ZM38 56H36L37 58H38ZM45 56V57H44ZM49 56V55H48ZM51 56V55H50ZM49 56V57H50ZM124 56V55H123ZM137 56H136V60H137ZM185 56V55H184ZM242 56V55H241ZM48 57V58H49ZM131 57V56H130ZM147 57H149V56H147ZM182 57V56H181ZM211 57V56H210ZM21 58V57H20ZM19 58V59H20ZM35 58V57H34ZM33 58V59H34ZM122 58V57H121ZM124 58V57H123ZM138 58H139V56H138ZM240 58V57H239ZM244 58V60H245V57H243ZM22 59V58H21ZM94 59V58H93ZM172 59V60H173ZM32 60V59H31ZM37 59L35 58L34 59V61H36ZM45 61H46V58L44 59ZM79 60V59H78ZM143 60H144V58H143ZM38 61V60H37ZM122 61V60H121ZM121 61H120V63H121ZM140 61V60H139ZM138 61V62H139ZM151 61V60H150ZM183 61V60H182ZM24 62V61H23ZM28 62H30L29 60H28ZM135 62V61H134ZM187 62H189V61H187ZM19 63V62H18ZM31 63V62H30ZM29 63V64H30ZM39 63V62H38ZM72 63H74V62H72ZM97 63V62H96ZM123 63V62H122ZM145 63V62H144ZM144 63H143V66H144ZM151 63V62H150ZM197 63V62H196ZM249 63V64H250ZM26 64H27V61H26ZM28 64V65H29ZM32 64H33V62H32ZM37 63H35V65H36ZM151 64H153V63H151ZM24 65V67H22ZM28 65H25V64H22V68H19V69H25V67L27 66L28 67ZM97 65V64H96ZM116 65V64H115ZM129 65V64H128ZM137 65H139L138 63L135 65V66H137ZM117 66H119V64L117 65ZM116 66V67H117ZM135 66H134V70H135ZM150 66H152V65H150ZM149 66V67H150ZM159 66V65H158ZM162 66V65H161ZM188 66V65H187ZM190 66V65H189ZM249 66V65H248ZM43 67V66H42ZM121 67V66H120ZM139 67V66H138ZM196 67V66H195ZM238 67V66H237ZM243 67V66H242ZM118 68V67H117ZM133 68V67H132ZM115 69V68H114ZM124 69V68H123ZM198 69V68H197ZM18 70V69H17ZM87 70V69H86ZM94 70V69H93ZM130 70H131V68H130ZM20 71V70H19ZM129 71V70H128ZM175 71V70H174ZM38 72V71H37ZM101 72V71H100ZM150 72H151V70H150ZM203 72V71H202ZM20 72H17V74H19ZM40 73V72H39ZM152 73V72H151ZM185 73V74H184ZM192 73V72H191ZM235 73V72H234ZM87 74V73H86ZM122 74V73H121ZM120 74V75H121ZM130 74V73H129ZM155 74V73H154ZM40 75V74H39ZM118 75H119V73H118ZM123 75H124V73H123ZM127 75V74H126ZM125 75V76H126ZM17 76V75H16ZM25 76V75H24ZM117 76V75H116ZM125 76L123 77V79L125 78ZM129 76H131V75H129ZM129 76H127V80H126V82L127 81H129L130 79H129ZM148 76H149V74H148ZM164 76V75H163ZM196 76H198V75H196ZM23 77V76H22ZM21 77V78H22ZM191 77V76H190ZM229 77V76H228ZM264 77V76H263ZM2 78V77H1ZM20 78V77H19ZM251 78V77H250ZM3 79V78H2ZM41 79V78H40ZM46 79V78H45ZM122 79V78H121ZM122 79V80H123ZM184 79H186V78H184ZM193 79V78H192ZM198 79V78H197ZM233 79V78H232ZM53 80V79H52ZM99 80V79H98ZM180 80V79H179ZM227 80V79H226ZM261 80V81H260ZM13 81H15V80H13ZM37 81V80H36ZM188 81H189V78H188ZM188 81H186V82H184L185 83V88H186V93H187V95H188V97H189V100L193 103L194 101H195V91L196 90H192L189 86H188ZM96 82V81H95ZM110 82V81H109ZM112 82V81H111ZM118 82V81H117ZM132 82V81H131ZM143 82V81H142ZM180 82V81H179ZM190 82V81H189ZM208 82V81H207ZM232 82V81H231ZM229 83V82H228ZM40 84H41V82H40ZM120 84V83H119ZM128 84V83H127ZM133 84V83H132ZM190 84V83H189ZM194 84V83H193ZM192 84V85H193ZM44 85V84H43ZM107 85V84H106ZM135 85V84H134ZM175 85V84H174ZM178 85V84H177ZM192 85H191V87H192ZM196 85V84H195ZM195 85H193V86H195ZM199 85V84H198ZM205 85H206V83H205ZM35 86V85H34ZM116 86V85H115ZM126 86H129V85H126ZM168 86V85H167ZM211 86V85H210ZM200 87V86H199ZM202 87V86H201ZM200 87V88H201ZM230 87V86H229ZM229 87H227V88H229ZM178 88V87H177ZM184 88V87H183ZM185 88L183 89V90H185ZM200 88H198L199 90H200ZM207 88V87H206ZM14 89V88H13ZM26 89V88H25ZM124 89H125V87H124ZM129 88H127V90H128ZM142 89V88H141ZM150 89V88H149ZM211 89V88H210ZM209 89V90H210ZM264 89V88H263ZM24 90V89H23ZM58 90V89H57ZM117 90H119V89H117ZM175 90V89H174ZM202 90V89H201ZM208 90V91H209ZM4 91V90H3ZM122 91H123V89H122ZM131 91V90H130ZM133 91V90H132ZM131 91V92H132ZM141 91V90H140ZM139 91V92H140ZM143 91H145V90H143ZM134 92H137V91H134ZM139 92H137V93H139ZM203 92H205V91H202V93L200 94V95H202L203 94ZM237 92V91H236ZM105 93V92H104ZM150 93V92H149ZM198 93H200V92H198ZM264 93V92H263ZM9 94V93H8ZM40 94V93H39ZM93 94V93H92ZM124 94H126V93H124ZM129 94H131V93H129ZM7 95V94H6ZM41 95V94H40ZM83 95H84V93H83ZM100 95V94H99ZM120 95V94H119ZM139 96H140V94H138ZM150 95V94H149ZM199 95V94H198ZM198 95L196 96V97H198ZM205 95V94H204ZM11 96V95H10ZM39 96V95H38ZM37 96V97H38ZM207 96V95H206ZM76 97V96H75ZM125 97V96H124ZM132 96H130V98H131ZM133 97H135V96H133ZM131 98L133 101H131L130 102V104L128 103L127 105H129V106H131L130 107V110H132V112L134 113V109H135V107H136V103H135V101H134V98ZM208 97V96H207ZM40 98V97H39ZM141 98V97H140ZM142 98H144V97H142ZM199 98V97H198ZM200 98H201V96H200ZM202 98H204V97H202ZM47 99V98H46ZM110 99H111V97H110ZM123 99V98H122ZM125 99V98H124ZM138 99V98H137ZM40 99H38V101H39ZM143 102H144V100L143 99H141ZM188 100V101H189ZM197 100V99H196ZM208 100V99H207ZM235 100V99H234ZM119 101V100H118ZM130 101V100H129ZM198 101V100H197ZM47 102V101H46ZM138 102V101H137ZM141 103V105L143 104V107H144V103ZM148 102V101H147ZM146 102V103H147ZM104 103V102H103ZM102 103V104H103ZM157 103V102H156ZM40 104V103H39ZM165 104V103H164ZM146 105H148V104H146ZM225 105V104H224ZM57 106V105H56ZM103 106H104V104H103ZM114 106V107H113ZM112 107L114 108V112H115V114H117V115H120V117H119V119L120 120H117V119H115V115H113L114 116V118L113 119H111V121L114 123V124H116V126L115 127H119L120 128V130L122 131H120L121 132V135H120V139H121V141H124V143L126 144V145H130V143L132 144V142L133 143H135L137 140H136V138L135 137H133V135L132 134H129V130L130 129H133L134 131H135V129H134V127H136V122H137V120H136V116L134 115L133 117H135V119L132 117V115L133 114H131V117H132V120L133 121H131V120H129V121H131V123L129 122V121H127L128 119H127V116H128V113L130 112L129 111V109H128V111H125L124 110V112L122 111L123 109H124V105L121 103V104H117V102L113 105ZM198 106V105H197ZM209 106V105H208ZM105 107V106H104ZM192 107V106H191ZM193 107L195 108V106L193 105ZM218 107V106H217ZM140 108V107H139ZM18 109V108H17ZM39 109V108H38ZM103 109V108H102ZM32 110V109H31ZM208 110V109H207ZM86 111V110H85ZM2 112V111H1ZM4 112V111H3ZM5 112H7L6 111V109H5ZM4 112V113H5ZM39 112V111H38ZM37 112V113H38ZM143 114H144V109H142V111H141ZM50 113V112H49ZM151 113V112H150ZM32 114V113H31ZM138 113H136V115H137ZM196 114V113H195ZM44 115V114H43ZM197 115V114H196ZM3 116V120H5L4 119V116H5V114H3L2 115ZM1 116V117H2ZM40 116V115H39ZM45 116V115H44ZM147 116V115H146ZM148 116H149V114H148ZM138 117H140V116H138ZM201 117V116H200ZM6 118V117H5ZM144 118V117H143ZM148 118V117H147ZM146 118V119H147ZM150 118V117H149ZM149 118H148V120H149ZM47 119V118H46ZM151 119V118H150ZM2 120V119H1ZM54 120V119H53ZM140 120V119H139ZM206 120V119H205ZM28 121V120H27ZM44 121V120H43ZM119 121V122H118ZM145 121V120H144ZM147 121V120H146ZM203 121V122H202ZM221 121V120H220ZM5 122V121H4ZM3 121L2 122H0V124H2V123H4ZM11 123L13 122L12 120L10 121ZM106 122V121H105ZM151 122V121H150ZM80 123V122H79ZM119 123V124H118ZM129 123L130 124H133V128H132V126L131 125H129ZM147 123H149V122H147ZM8 124V123H7ZM6 124V125H7ZM25 124V123H24ZM121 124V125H120ZM2 125H4V124H2ZM0 126V128L1 127H4V126ZM23 125V124H22ZM108 125H110V124H108ZM118 125V126H117ZM198 125H199V127H200V133H202L203 135H206V134H204L205 132H207L208 131V128H209V126H208V122L207 121H205L204 122V120H203V118H201V121H200V119H199V122H198ZM107 126V125H106ZM111 126V125H110ZM109 126V127H110ZM114 126V125H113ZM131 126V127H130ZM152 125H150V127H151ZM93 127V126H92ZM114 127V128H115ZM146 127V126H145ZM149 127V128H150ZM189 127V126H188ZM24 128V127H23ZM52 128V127H51ZM141 128V127H140ZM139 128V129H140ZM178 128V127H177ZM4 129V128H3ZM25 129H26V127H25ZM24 129V130H25ZM147 129V128H146ZM54 130H55V128H54ZM93 130V129H92ZM91 130V131H92ZM116 130V129H115ZM137 130V129H136ZM144 130V129H143ZM151 130H153V129H151ZM158 130V129H157ZM1 131H3L2 129H1ZM7 131V130H6ZM28 131V130H27ZM67 131V130H66ZM111 131V130H110ZM133 131V132H134ZM199 131V130H198ZM24 132V131H23ZM97 132V131H96ZM137 132V131H136ZM135 132V135L137 134ZM143 132V131H142ZM28 133V132H27ZM32 133L33 132H31V134H29V137L30 138H33V137H31L32 136ZM119 133V132H118ZM141 133V132H140ZM147 133V132H146ZM2 134H3V132H2ZM201 134V135H202ZM0 135H1V133H0ZM25 135H26V133H25ZM31 135V136H30ZM2 136H4V134L2 135ZM6 136V135H5ZM99 136V135H98ZM117 136H119V135H117ZM116 136V137H117ZM9 137V136H8ZM27 137V136H26ZM115 137V136H114ZM115 137V138H116ZM133 137V138H132ZM138 137V136H137ZM203 137V136H202ZM222 137V136H221ZM0 138H2V139H5V137H0ZM12 138V137H11ZM10 137H9V139H11ZM208 139L207 137H204L203 138V145L205 146V147H208V143H210V142H208L207 143V140L206 139ZM26 139V138H25ZM29 139V138H28ZM106 139H107V137H106ZM105 139V140H106ZM109 139V138H108ZM138 139V138H137ZM31 139H29V140H27V141H30ZM53 139H51V141H52ZM84 140V139H83ZM118 139H116V140H114L113 142L114 143H112V145L113 144H115L116 143V145H117V147H115L114 149H118V145H120L119 144V142H115V141H117ZM141 140H142V138H141ZM145 140V139H144ZM162 140V139H161ZM160 140V141H161ZM3 140H1L0 141V143L2 142ZM12 141H13V139L12 140H10V143H12ZM16 141H18L17 139H16ZM60 141H61V137H60ZM107 141V140H106ZM109 141V140H108ZM149 141V140H148ZM157 141H158V139H157ZM169 141V140H168ZM209 141V140H208ZM62 142V141H61ZM96 142V141H95ZM153 142V141H152ZM4 143H5V141H4ZM107 143H109V142H107ZM106 143V144H107ZM148 143V142H147ZM147 143H146V146H147ZM157 143V142H156ZM3 144V143H2ZM25 144V143H24ZM135 144H137V143H135ZM145 144V143H144ZM149 144H150V142H149ZM152 144V143H151ZM7 145V144H6ZM12 145V144H11ZM19 144H17L16 143V146H18ZM26 145V144H25ZM24 145V146H25ZM29 145V144H28ZM27 145V146H28ZM185 145V144H184ZM1 146V145H0ZM23 146V147H24ZM83 146V145H82ZM115 146V145H114ZM132 147H133V144L131 145ZM136 146V145H135ZM150 146H152V145H150ZM210 146H211V144H210ZM19 147V146H18ZM17 147V148H18ZM22 147V146H21ZM20 147V148H21ZM22 147V148H23ZM26 147V146H25ZM127 147V146H126ZM131 147V148H132ZM143 147H145L144 145H143ZM17 148H15V146H14V149H17ZM21 148V149H22ZM52 148V147H51ZM50 148V149H51ZM108 148V147H107ZM130 148V150H132ZM135 148V147H134ZM137 148V147H136ZM146 148H148V147H146ZM21 149H17L18 151L19 150H21ZM102 149H104V148H102ZM144 149V148H143ZM22 150H24V149H22ZM26 150V149H25ZM107 150V153L109 152V150L108 149H106ZM145 150V149H144ZM144 150H142V151H144ZM206 150H209V149H207L206 148ZM28 151V150H27ZM34 151V150H33ZM32 151V152H33ZM103 151L104 150H102V155L104 154L103 153ZM118 151V150H117ZM117 151H116V156H117ZM134 151L136 152L137 150H135L134 149ZM211 151H215L214 149H211ZM3 150H1V154L2 155H4L3 153ZM7 152H9V151H7ZM23 153H24V151H22ZM133 152V151H132ZM147 152V151H146ZM209 152V151H208ZM15 155H14V154ZM12 154L16 157H18V154H19V156H20V153H15V151L13 152ZM22 153V154H23ZM29 153V152H28ZM51 153V152H50ZM49 153V154H50ZM138 153V152H137ZM137 153L135 154V156L137 155ZM153 153V152H152ZM17 154V155H16ZM31 154V153H30ZM110 153H108L106 156H108ZM134 154V153H133ZM7 155L9 156V154L7 153ZM6 155V156H7ZM12 155V156H13ZM34 155H36V154H34ZM101 155V156H102ZM131 155H132V153H131ZM147 155V154H146ZM212 155V154H211ZM213 155H215V154H213ZM7 156V157H8ZM25 156V155H24ZM28 156H30V155H28ZM40 156V155H39ZM97 156V155H96ZM112 156V155H111ZM118 156H120V155H118ZM126 156H128V155H126ZM125 156V157H126ZM21 157V156H20ZM27 157V156H26ZM31 157V156H30ZM49 157H51V156H49ZM102 157H104V155L102 156ZM109 157V156H108ZM107 157V158H108ZM210 157V156H209ZM1 158V157H0ZM4 158H5V155H4ZM115 158V157H114ZM132 158H134V155H132ZM211 158V157H210ZM213 158H214V156H213ZM246 158V157H245ZM12 159H14V157L12 158ZM18 159H19V157H18ZM17 158H15V160H11L10 161V163L11 162H13V161H16V160H18ZM26 159V158H25ZM31 159V158H30ZM29 159V160H30ZM33 159V158H32ZM35 159V158H34ZM104 159V160H103ZM105 159L106 158H102L101 160L102 161H105ZM109 159V158H108ZM117 159V158H116ZM119 159V158H118ZM126 159V162L128 161V160H130V159H128V158H125ZM128 159V160H127ZM160 159V158H159ZM212 159V158H211ZM1 160V159H0ZM9 160H10V158H9ZM8 159L6 160L7 162L9 161ZM20 160V159H19ZM28 160V159H27ZM27 160H26V163H28L27 162ZM107 160V159H106ZM133 160V162H134V159H132ZM214 160H215V158H214ZM240 160V159H239ZM2 162H3V160H1ZM5 161V160H4ZM25 160H22V162H24ZM42 161V160H41ZM44 161V160H43ZM71 161V160H70ZM96 161V160H95ZM119 160H117V162H118ZM124 161V160H123ZM216 161L217 160H215V163H216ZM1 162V163H2ZM77 162V161H76ZM91 162V161H90ZM9 163V162H8ZM7 163V164H8ZM16 163V164H15ZM15 163H13L14 165L13 166H15V165H17V162H15ZM39 163V162H38ZM48 163H49V159H48ZM104 163L105 162H103V167L105 166L104 165ZM111 163H113V162H111ZM213 163V162H212ZM236 163V162H235ZM23 164V163H22ZM31 164V163H30ZM67 164V163H66ZM115 164V163H114ZM113 164V165H114ZM126 164V163H125ZM133 164V163H132ZM132 164H129V165H132ZM218 164H219V162H218ZM238 164H239V162H238ZM237 164V165H238ZM247 164V163H246ZM19 165L20 164H18L17 166L19 167ZM26 165V164H25ZM38 165V164H37ZM108 165V164H107ZM110 165H112V164H110ZM112 165V166H113ZM118 166H119V164H117ZM127 165L128 164H126V168H127ZM138 165V164H137ZM214 165V164H213ZM236 165V164H235ZM13 166L10 164V167H8V169L9 168H11V171L13 172L14 170H12V168H13ZM22 166V165H21ZM45 166V165H44ZM50 166V165H49ZM77 166V165H76ZM82 166V165H81ZM217 166V165H216ZM241 166V167H240ZM0 167H3L2 165L0 166ZM35 167H37V166H35ZM34 167V168H35ZM51 167V166H50ZM64 167V166H63ZM100 167H101V165H100ZM99 167V169L100 170H102L101 168ZM130 167V166H129ZM133 167H134V165H133ZM152 167V166H151ZM16 168V167H15ZM14 168V169H15ZM33 168V169H34ZM107 168H108V166H107ZM112 168V167H111ZM117 168V167H116ZM123 168V167H122ZM131 168V167H130ZM153 168V167H152ZM214 168V167H213ZM217 168V167H216ZM2 169V168H1ZM22 170V168H20L19 167V172ZM28 169V168H27ZM48 169H50V168H48ZM87 169V168H86ZM113 169H114V166H113ZM139 169V168H138ZM150 169V168H149ZM148 169V170H149ZM215 169V168H214ZM17 170V169H16ZM15 170V171H16ZM47 170V169H46ZM96 170V169H95ZM99 170V171H100ZM105 170H107L108 171V169H106V166L104 167V171ZM127 170V169H126ZM235 170V169H234ZM10 171V170H9ZM10 171V172H11ZM14 171V172H15ZM29 171V170H28ZM27 171V172H28ZM31 171H32V169H31ZM54 171V170H53ZM68 171V170H67ZM118 171V170H117ZM186 171V170H185ZM7 171L5 170V174L4 175H6L7 177L10 175L8 172V174L6 173ZM11 172V173H12ZM17 172H18V170H17ZM16 172V174L18 175V178L20 179L21 178V175L20 174H18ZM63 172V171H62ZM70 172V171H69ZM68 172V173H69ZM101 172V175H102V171H100ZM113 172H114V170H113ZM113 172H111V173H113ZM237 172V171H236ZM236 172H234V173H236ZM237 172V173H238ZM258 172V173H257ZM23 173H25V171L23 172ZM33 173V172H32ZM44 173V172H43ZM42 173V174H43ZM108 173H109V171L107 172V173H104V175L105 174H107L108 175ZM111 173H110V175H111ZM130 170H129V172H128V174H129V176H130ZM134 173H135V169H134ZM147 173H149V172H147ZM242 173V174H241ZM13 174V173H12ZM16 174H13V175H16ZM46 174V173H45ZM66 174H67V172H66ZM65 174V175H66ZM85 174V173H84ZM100 174V173H99ZM116 174H118V173H116ZM217 174H218V171H217ZM241 174V175H240ZM28 175H30L31 176V173L30 174H28ZM28 175H24V176H27V178H29L30 179V176H28ZM72 175V174H71ZM98 175V174H97ZM106 175V176H107ZM124 175H126V173L124 174ZM135 175H136V173H135ZM147 175V174H146ZM150 175V174H149ZM219 175V174H218ZM235 175V174H234ZM237 175V174H236ZM6 176H4V177H6ZM20 176V177H19ZM34 176H35V174L33 175V179H34ZM69 176V175H68ZM105 176V177H106ZM133 176H134V174H133ZM132 176V173H131V176H130V178H132L133 177ZM195 176V175H194ZM32 177V176H31ZM44 177H45V175H44ZM57 177V176H56ZM66 177V176H65ZM87 177H88V175H87ZM109 177H111L112 178V176H109ZM144 177H145V175H144ZM147 177V176H146ZM10 178L11 179H9V180H11V181H13V179L12 178H14L13 176L11 177V175H10ZM16 178V177H15ZM14 178V179H15ZM25 178V177H24ZM27 178H25V179H27ZM40 179L42 178V176L40 175V177H39ZM38 178V180H40ZM50 178V177H49ZM70 178H72V177H70ZM101 178V177H100ZM203 178V177H202ZM256 178V179H257ZM0 179H2V177L0 176ZM5 179H7V178H5ZM21 179H23V178H21ZM28 179V180H29ZM106 180H103L104 182L106 181V183H105V185L107 184V180H108V177H106L105 178ZM123 179V178H122ZM159 179H161V178H159ZM253 179V178H252ZM31 180V179H30ZM38 180H37V182H38ZM60 180V179H59ZM71 181H72V179H70ZM100 180V179H99ZM124 180V179H123ZM149 179L148 178H146V180L144 179V182H146V181H148ZM1 181L2 180H0V183H1ZM3 186H4V184H6V186H7V183H5V181L6 180H4V178H3ZM11 181H9V182H11ZM18 181H20V180H18ZM18 181H16V182H18ZM22 181V180H21ZM32 181V180H31ZM31 181H29V182H31ZM41 181H43L42 179H41ZM46 181H47V179H46ZM58 181V180H57ZM61 181V180H60ZM68 181H69V179H68ZM70 181V182H71ZM136 181H137V179H136ZM188 181V180H187ZM190 181H192V179L190 180ZM190 181H188V182H190ZM204 181V180H203ZM8 182V183H9ZM33 182H34V180H33ZM33 182H31V183H29V185L32 187V183ZM50 182H51V180H50ZM62 182V181H61ZM103 182V183H104ZM114 183L115 182H117V181H113ZM142 182V181H141ZM247 182H248V180H247ZM255 182V181H254ZM13 183V182H12ZM25 183V182H24ZM39 184H40V181L38 182ZM49 183V181L47 182V184ZM66 183V182H65ZM65 183H64V185H65ZM72 183H74V182H72ZM113 183V185L111 184V187L113 188H111L110 190L112 191V194L113 193H115V195L113 196L112 195V198L114 197L115 198V201L114 202H116V201H118L119 199L116 197V195H117V190H115L116 192H114V187H115V184ZM148 183H149V181L147 182V186H148ZM192 183V182H191ZM11 183H9V185H10ZM15 184V183H14ZM13 184V185H14ZM16 184H19L20 185V183L18 182V183H16ZM22 184H23V182H22ZM39 184L38 185H35L36 187H37V189L36 190H38V191H36L35 190V188L36 187H34V193L31 195V200L29 199V201H31L32 203H34L35 204V198L34 197H36L35 195L36 194H38V193H36V192H39ZM41 184H43V182L41 183ZM143 184H145V183H141V185H143ZM18 185V186H19ZM26 185H27V181H26ZM48 185H51L50 183L48 184ZM58 185V184H57ZM69 185V184H68ZM129 185H133V183L131 182ZM152 185V184H151ZM191 185V184H190ZM193 185V184H192ZM205 185V184H204ZM208 185V184H207ZM224 185V184H223ZM222 185V182H221V184L219 183V186H218V188L219 187H222L223 186ZM1 186V185H0ZM11 186V185H10ZM10 186L8 187V189H11L10 188ZM22 186V185H21ZM23 186H24V184H23ZM30 186H28V188L30 187ZM45 186V185H44ZM44 186H43V188H44ZM66 186H67V184H66ZM121 186H123V184L121 185ZM135 186H136V183H135ZM217 186V185H216ZM226 186V185H225ZM14 187L15 188H17V185L15 186L14 185ZM14 187H13V189H14ZM70 187V186H69ZM107 189H109V185H106L105 186ZM104 187V188H105ZM128 187V186H127ZM144 187H146V184L144 185ZM144 187H142V188H144ZM224 187V186H223ZM0 188H2V187H0ZM24 188H27V186L25 187L24 186ZM23 188V191H21L20 190V192H21V194H20V192H19V194H17V195H19L20 196V198H26L27 197V199H28V196H29V191H27L26 189H24ZM42 187H41V190H44ZM105 188V193H106V191H108L107 189ZM134 188V187H133ZM136 188V187H135ZM203 188V187H202ZM205 188V187H204ZM208 188V187H207ZM217 188V189H218ZM251 188V187H250ZM6 189V188H5ZM5 189H4V191H5ZM49 189V188H48ZM54 189H56V188H54ZM70 189H71V187H70ZM116 189V188H115ZM119 189V188H118ZM122 188H120V190H121ZM131 189V188H130ZM145 189V188H144ZM188 189V188H187ZM239 189V190H238ZM248 189V188H247ZM24 190H26L25 192H24ZM134 190V189H133ZM143 190V189H142ZM156 190V189H155ZM201 190V189H200ZM199 190V191H200ZM242 190V189H241ZM256 190V189H255ZM0 191L2 192V190L0 189ZM7 191H11V190H7ZM14 191H15V189H14ZM30 191H32V189L30 188ZM54 191V190H53ZM71 191H72V189H71ZM127 191H129L130 192V190H129V188H128V190ZM162 191V190H161ZM189 191H190V188H189ZM193 191V190H192ZM254 191V190H253ZM8 192V193H9ZM22 192H24V193H26L25 195H26V197L24 196V193H23V197H21V195H22ZM41 192V194L43 195V194H45V192L44 191H40ZM43 192V193H42ZM48 192V191H47ZM55 192H57V191H55ZM66 192V191H65ZM145 192V191H144ZM164 192V191H163ZM197 192V191H196ZM72 193H74V192H72ZM104 193V192H103ZM111 193V192H110ZM128 193V192H127ZM131 193H133V191H132V189H131ZM131 193H129V194H131ZM201 193H202V191L200 192V193H197L198 195L200 194L201 195ZM203 195H199L200 196V198L202 199V203H203V199H204V197L205 196H207V195H205V192L203 191ZM208 193V192H207ZM206 193V194H207ZM2 194V193H1ZM4 194H5V192H4ZM3 194V195H4ZM10 194H12V193H10ZM35 194V195H34ZM47 194V193H46ZM59 194V193H58ZM57 194V195H58ZM65 194V193H64ZM86 194V193H85ZM126 194V193H125ZM137 194H139V193H137ZM143 194V193H142ZM211 194V193H210ZM222 194V195H223ZM235 194H236V192H235ZM238 194V193H237ZM15 195H16V192H15ZM28 195V196H27ZM34 195V196H33ZM40 195V194H39ZM42 195H40V196H42ZM48 195V194H47ZM132 195V194H131ZM147 195V194H146ZM9 196V195H8ZM7 195L5 196V197H8ZM11 196V195H10ZM101 196H103V195H101ZM105 198H107L108 197V195H107V193L105 194ZM121 196H124V195H121ZM34 199H33V198ZM60 197V196H59ZM65 198H66V196H64ZM127 197V196H126ZM126 197H124V199H127ZM130 197V196H129ZM128 197V198H129ZM137 197H139L138 195H137ZM203 197V198H202ZM3 196L1 197V199H2V202L4 203V200H3ZM9 199H6L5 201H9L10 199H11V201H12V199H13V197L11 198V197H8ZM37 198V197H36ZM44 198V197H43ZM43 198H41L40 197V201L43 199ZM113 198V199H114ZM140 198V197H139ZM161 198V197H160ZM197 198V197H196ZM200 198H198V199H200ZM101 199H102V197H101ZM108 199H109V197H108ZM117 199V200H116ZM133 199H135V198H133ZM138 199V198H137ZM183 199V198H182ZM200 199V200H201ZM207 199H210V198H207ZM19 201V203H21L22 204V201L24 202L25 201V199L24 200H22L21 199V202H20V199H18ZM38 200V201H39ZM46 200H47V198H46ZM60 200H62V198L60 199ZM66 200V199H65ZM106 201H108L107 199H105ZM122 200V199H121ZM132 200V199H131ZM136 200V199H135ZM200 200H197L198 202L200 201ZM214 200H215V198H212V199H210V206H211V208L213 207V204H214ZM11 201H9L8 203H9V205H12L13 204V201H12V203H11ZM27 201V200H26ZM26 201H25V203H26ZM40 201H39V203H40ZM104 201V200H103ZM139 201V200H138ZM137 201V203L138 204H140V201L138 202ZM206 201V200H205ZM207 201H209V200H207ZM43 201H41V203H42ZM61 202V201H60ZM132 202V201H131ZM134 202H136V201H134ZM133 202V203H134ZM182 202V201H181ZM185 202V201H184ZM243 202V201H242ZM7 203V204H8ZM11 203V204H10ZM25 203H23V205L25 204ZM31 203V204H32ZM41 203H40V205H41ZM51 203V202H50ZM62 203H63V200H62ZM66 203V202H65ZM72 203V202H71ZM84 203V202H83ZM110 203V202H109ZM116 203H118V202H116ZM115 203V204H116ZM133 203H132V206H133ZM193 203V202H192ZM205 203V202H204ZM204 203H203V205H204ZM232 203V202H231ZM6 204V205H7ZM28 204H30V202L28 203ZM30 204V205H31ZM33 204V205H34ZM56 204V203H55ZM75 204V203H74ZM74 204H72L71 206H74ZM88 204V203H87ZM111 204V203H110ZM123 204V203H122ZM146 204V203H145ZM152 204V203H151ZM150 204V205H151ZM182 204V203H181ZM206 204L207 203H205V206H206ZM4 204H2V206H3ZM9 205H7V207L9 206ZM18 205V207H19V204H17ZM16 205V206H17ZM27 205V204H26ZM33 205H31V206H33ZM40 205H38L37 204V207H36V209L34 210V211H37V209L39 208V206ZM48 205H49V203H48ZM50 205H52V204H50ZM49 205V206H50ZM58 205V204H57ZM60 205V206H59ZM58 205V207H57V209L59 208V211H60V209L62 210V212L64 211V207H65V204L64 205H62L61 203ZM77 206H78V204H76ZM113 205V204H112ZM118 205V207H116V205H115V207H116V210H117V212L119 211V203L117 204ZM125 205V204H124ZM124 205H122L123 206V208H124ZM135 205H136V203H135ZM134 205V206H135ZM198 205V204H197ZM200 205H201V203H200ZM1 206V205H0ZM21 206V205H20ZM35 206V205H34ZM48 206V207H49ZM53 206V205H52ZM52 206H51V208H52ZM71 206H69V207H71ZM84 206V205H83ZM103 206V205H102ZM133 206V207H134ZM136 206H140V205H136ZM136 206L133 208V210L136 212V209L137 208H139V207H137L136 208ZM151 206H153V205H151ZM7 207H4V209H7ZM11 207V206H10ZM10 207L8 208L9 210L8 211H5L7 214H8V216H9V212H11V209H10ZM18 207H15V208H17L18 210V213L15 211L14 213H17L16 215H13V216H16V218H17V215L19 216L20 215V209L18 208ZM27 208H26V210L28 209V206H26ZM61 207H63V209L61 208ZM107 207V206H106ZM166 207V206H165ZM21 208L23 209V206H21ZM31 207L29 206V209H30ZM50 208V207H49ZM78 208V207H77ZM109 208V207H108ZM130 208V207H129ZM136 208V209H135ZM147 208V207H146ZM157 208V207H156ZM197 208V207H196ZM210 208V207H209ZM73 209V208H72ZM81 208H79V210H80ZM99 209V208H98ZM107 209V208H106ZM125 209V208H124ZM158 209H159V206H158ZM229 209H233L232 207H230L229 206ZM245 209V208H244ZM242 210L241 209V211H243L242 212V214H241V216L238 218V220L235 218H233V225H234V229L236 230V232L238 231H241V226H243V223L244 222H247V220H248V218H249V214H248V209H245V210ZM0 210H1V207H0ZM48 210V209H47ZM50 210H53V209H49V212H50ZM78 210V211H79ZM108 210V209H107ZM111 210V209H110ZM122 210V209H121ZM234 210V209H233ZM237 210V209H236ZM58 211V212H59ZM77 211V212H78ZM106 211V210H105ZM104 211V212H105ZM230 211V210H229ZM1 212H2V210H1ZM29 212L30 211H28V213H27V216H28V214H29ZM31 212H32V210H31ZM48 212V213H49ZM57 212V210L55 209V211H54V213L55 214H57L56 213ZM61 212V211H60ZM69 214H71V210L69 209ZM72 212H74L73 210H72ZM97 212V211H96ZM111 212V211H110ZM116 212V213H117ZM129 212V211H128ZM131 212V211H130ZM147 212V211H146ZM145 212V213H146ZM180 212V211H179ZM231 212V211H230ZM230 212H229V214H230ZM36 213V212H35ZM64 213V215H65V212H63ZM95 213V212H94ZM127 213V212H126ZM132 213H134V212H131V215H133ZM137 213V212H136ZM155 213V212H154ZM153 213V214H154ZM232 213H233V211H232ZM231 213V214H232ZM236 213V212H235ZM234 213V214H235ZM239 213V212H238ZM11 214V213H10ZM41 214V213H40ZM77 214H79L80 215V213H77ZM104 214H106V213H104ZM107 214H108V212H107ZM111 214H113V212H111ZM129 214V213H128ZM138 214H140V213H138ZM4 215H5V213H4ZM3 215V219L4 218H6L5 216ZM24 215L25 214H23V216H22V218H24ZM30 215H31V213H30ZM35 215V214H34ZM42 215V214H41ZM47 215V214H46ZM46 215H45V218H46ZM53 215V214H52ZM60 215V214H59ZM64 215L62 214L61 216H58V218L59 217H61L60 218V220H57V219H55V221L57 220V221H61V223L63 222L62 221V217H64ZM67 215V214H66ZM95 215V214H94ZM120 214H119V212L117 213V216H118V218L120 217L119 216ZM122 215V214H121ZM237 215V214H236ZM2 216V215H1ZM0 216V217H1ZM11 216V215H10ZM36 216H37V214H36ZM49 216L51 217V215L49 214ZM72 216H74V215H67V219H68V217H70V219H72ZM96 216H97V214H96ZM108 216H110V215H108ZM113 216V215H112ZM112 216H110L112 219H113V217ZM125 216H126V214L124 215V216H122V217H124L123 219H125ZM128 216V215H127ZM127 216H126V218H127ZM149 216V215H148ZM232 216V215H231ZM99 217H101V212H100V216ZM103 218H104V215L102 216ZM134 217H138V216H135L134 215ZM141 217V216H140ZM144 217V216H143ZM212 217V216H211ZM8 218V217H7ZM28 218V217H27ZM27 218H26V220H27ZM33 218H34V216H33ZM41 218V216L39 215V219ZM55 218V217H54ZM57 218V217H56ZM79 218V217H78ZM78 218H76V219H78ZM84 218V217H83ZM94 218H96V217H94ZM93 218V219H94ZM106 218V217H105ZM130 217H128L127 219L129 220V222H130V220L133 218V217H131L130 219H129ZM150 218V217H149ZM199 218V217H198ZM52 219V218H51ZM64 219V218H63ZM67 219H65V221L68 223V221H67ZM99 219V218H98ZM107 219V218H106ZM120 219H122V218H119L118 219V221H120ZM126 219V220H127ZM141 219V218H140ZM208 219V218H207ZM212 219V218H211ZM241 219V220H240ZM5 220V221H4ZM3 221L4 222H6V219H4ZM9 220V219H8ZM16 220V219H15ZM15 220L14 221H12V223H11V225H13V222H15ZM18 220H20V217H18ZM78 220H80V219H78ZM87 220V219H86ZM86 220H83V221H86ZM89 220V219H88ZM96 220V219H95ZM95 220H93L94 222H95ZM102 220V219H101ZM104 220V219H103ZM134 220V219H133ZM136 220V219H135ZM134 220V221H135ZM148 220V219H147ZM186 220V219H185ZM28 221H29V219H28ZM46 221V220H45ZM48 221H49V219H48ZM55 221H53L52 220V222H55ZM77 221V220H76ZM99 221V220H98ZM108 221V220H107ZM106 220L103 222V221H101V222H103L102 223V226L104 227V225L106 224L105 222H107ZM153 221V220H152ZM170 221V220H169ZM4 222H2V226H3V228L2 229H4V228H6V227H8V225H9V222H8V225H7V223H6V225H4ZM19 221H17V223H18ZM21 223H23L22 222V219H21V221H20ZM32 222H33V220H32ZM40 222V221H39ZM39 222H37V223H39ZM51 222V221H50ZM51 222V223H52ZM71 222H72V220H71ZM74 222H75V218H74ZM79 222V221H78ZM88 222L89 221H87V223H86V225L88 226L89 224H88ZM122 222V221H121ZM121 222H120V225H121ZM123 222H124V220H123ZM128 222V221H127ZM128 222V223H129ZM186 222V221H185ZM184 222V223H185ZM16 223V222H15ZM14 223V224H15ZM17 223H16V226H17ZM26 223V222H25ZM33 223H35V221L33 222ZM32 223V224H33ZM37 223H36V227H37ZM56 223H58V222H56ZM61 223H59V226H61ZM96 223V222H95ZM95 223L92 225L94 228H96L95 226ZM147 223V222H146ZM192 222H186L185 224H182V225H184V228H182L183 230V232L181 233V236H179L178 238H176L177 236L176 235H174L173 237L175 238V239H169V237H170V232H168V238H165V239H169L168 241L167 240H164L163 241V243L164 242H166V246L164 247L165 248V251H163L164 253H163V255H162V263L160 262V264H178L180 261H182V258H187L188 259V256H190L189 254H191L190 252L191 251H193V249H195L193 252H195V251H197V247H199L200 249H198L199 250V253H200V251L201 250H203V247L201 246L202 245V240L203 241H207V239H203L205 236H206V238H209V236H208V234L207 235H205V234H202V231H203V227H200L193 235H192V237L190 236L189 237V239H187L186 241H185V239H186V237L192 232V227H191V224ZM206 223V222H205ZM28 224V223H27ZM64 224H65V222H64ZM76 224V223H75ZM74 224V225H75ZM82 224H83V222H82ZM108 224H111V222H109ZM108 224H107V226H108ZM116 224V223H115ZM113 225L114 227L115 226H117V224L116 225ZM123 224V223H122ZM133 223H131L130 225H132ZM149 224V223H148ZM163 224V223H162ZM214 224H215V222H214ZM22 225L23 224H21L20 226H21V228H22ZM34 225V224H33ZM50 225V224H49ZM70 225L72 226V227H74V225H72L71 223H70ZM85 225V224H84ZM84 225H81V226H83L84 227ZM100 225V224H99ZM135 225V224H134ZM143 225V224H142ZM5 226V227H4ZM13 226H15V225H13ZM13 226H11V232H12V228H13V231H15V227H13ZM28 226V225H27ZM39 226H40V223H39ZM51 226V225H50ZM49 226V227H50ZM57 226V225H56ZM147 226V225H146ZM48 227V228H49ZM65 227V226H64ZM76 227H77V224H76ZM76 227H74V228H76ZM86 227V226H85ZM103 227H101V228H103ZM109 227V226H108ZM113 227V228H114ZM118 227V226H117ZM117 227H115V228H117ZM131 227V226H130ZM148 227V226H147ZM146 227V228H147ZM154 227V226H153ZM180 227V226H179ZM182 227V226H181ZM198 227H199V225H198ZM19 229H20V227H18ZM38 228V227H37ZM68 228V224H67V227L64 229L65 231H66V229ZM74 228H71V229H74ZM98 228H99V226H98ZM105 228H107V227H104V229ZM111 228V227H110ZM139 228V227H138ZM143 228H145V226H143ZM142 228V229H143ZM170 229H171V227H169ZM19 229L16 231L17 233H18V231H19ZM39 229H41V227L39 228ZM39 229L37 230V232L39 231ZM59 229H60V227H59ZM59 229H58V233H59ZM69 229V228H68ZM67 229V230H68ZM77 229V228H76ZM81 229V228H80ZM85 229V228H84ZM91 229V228H90ZM89 229V230H90ZM104 229H102L103 231H101V232H104V234H108V233H106L105 231H106V229H105V231H104ZM122 229V228H121ZM148 229V228H147ZM146 229V230H147ZM211 229V228H210ZM5 230V233L4 234H8L9 232H7V229H4ZM3 230V231H4ZM23 230H24V228H23ZM64 230H61V233L62 234H64V233H66L65 235H67L68 233H67V231L66 232H63ZM85 230H87V228L85 229ZM96 230V229H95ZM144 230V229H143ZM169 230V229H168ZM167 230V231H168ZM172 230V229H171ZM170 230V231H171ZM181 230V229H180ZM0 231H1V229H0ZM26 231H27V228H26ZM26 231H25V233H26ZM29 231H30V227H29ZM28 231V232H29ZM108 231V230H107ZM117 231V230H116ZM116 231L114 232V233H110V235L111 234H117L116 233ZM122 231V230H121ZM132 231V230H131ZM134 231H136V230H134ZM141 231V230H140ZM149 231V230H148ZM166 231V232H167ZM191 231V232H190ZM210 231V230H209ZM2 232V231H1ZM15 232V233H16ZM23 232L24 231H22V235H23ZM40 233H41V231H39ZM38 232V233H39ZM49 231L47 230V232L46 233H48ZM54 232V231H53ZM52 231L51 232H49V233H52L51 235L52 236H50V235H48V234H46V236H49V237H51V238H53L52 240H54V238L56 237V232H57V230L53 233ZM72 232H75V229L74 230H72ZM71 232V233H72ZM82 232V231H81ZM98 231L96 230V233H97ZM112 232H113V230H112ZM139 232V231H138ZM176 232H178V231H176ZM175 232V233H176ZM181 232V231H180ZM16 233V234H17ZM83 233H85V231H83ZM88 231H87V234H86V236H88ZM122 233V232H121ZM130 233V232H129ZM208 233V232H207ZM240 233V232H239ZM2 234V233H1ZM29 234V233H28ZM79 234V233H78ZM91 234V233H90ZM94 235H95V233H93ZM143 234V233H142ZM149 234V233H148ZM171 234H173V233H171ZM179 235H180V233H178ZM241 234V233H240ZM25 235V234H24ZM24 235H23V239H24ZM33 235H35V238H36V233L35 234H33ZM64 235V237L66 238V237H68V235L67 236H65ZM72 235V234H71ZM71 235H70V238H71ZM126 235H127V233H126ZM130 235V234H129ZM205 235V236H204ZM231 235V234H230ZM239 235V234H238ZM6 236L7 235H4L3 237H5V239H6ZM18 236V235H17ZM54 236V237H53ZM77 236V235H76ZM80 236L82 237L81 239H83V235H82V233L80 234ZM122 236V235H121ZM163 236V235H162ZM208 236V237H207ZM255 236V235H254ZM21 237V236H20ZM39 237V236H38ZM48 237V238H49ZM58 237H59V239L61 238V236H59L58 234H57V238L56 239H58ZM74 237H75V235H74ZM100 237V236H99ZM98 237V238H99ZM112 237H115V235H113ZM111 237V238H112ZM117 237V236H116ZM167 237V236H166ZM172 237V236H171ZM195 237H197L196 239V242L190 247L189 246V249L190 250H188V251H183V248H186L190 243H191V241H192V239L193 238H195ZM2 238V237H1ZM25 238H27V236L25 235ZM33 237H31V239H32ZM47 238V237H46ZM46 239V240H48V242H50V240H51V238H49V239ZM80 238V237H79ZM92 238V237H91ZM90 238V239H91ZM110 238V240H112ZM121 238V237H120ZM13 239V238H12ZM17 239V238H16ZM16 239H14V240H16ZM21 238H19V240H18V242H17V247L14 249V250H12V252L11 251H8L9 249H10V247H9V244L7 245L8 246V248H7V246L5 247V246H3V245H1L0 246V264H2L1 263V261L3 262V264H5L6 263V260H7V264H9V262L8 261H10V263L12 264L13 262L15 263V264H17V263H19V264H21L20 263V259H21V257L22 256H24L23 254H22V252H21V250H22V248H23V250H24V247H25V239L24 240H20ZM59 239H58V241L56 240L55 241V243H51V244H53V246L50 248V244L46 247V248H48V250H46V251H48L47 253H49L48 254V256L46 255V256H44L45 258L43 259V257H42V259L44 260L43 262L41 261V263H43V264H62V258L65 256L64 254V252H63V248L65 247V242H64V247L62 246V249L60 250V248H59V244H58V242H59ZM78 240V241H81V242H83L82 240ZM84 239H86L85 237H84ZM95 239V238H94ZM100 239H102V238H99V239H97L98 240V242L96 243L97 245H98V243H99V246H98V248L100 247V246H103V241H104V243H105V240H100ZM104 239V238H103ZM108 239V238H107ZM117 239H119V238H117ZM137 239V238H136ZM3 240V239H2ZM33 240V239H32ZM37 240V239H36ZM36 240L34 241L35 242V244H36ZM67 240V239H66ZM75 240H76V238H75ZM87 240V239H86ZM100 240V241H99ZM115 240H116V238H115ZM210 239H208V241H209ZM215 240V239H214ZM1 241V240H0ZM92 241V240H91ZM91 241H88V243H90V245H92V242ZM135 241V240H134ZM138 241H139V238H138ZM183 241V242H182ZM211 241V240H210ZM213 241V240H212ZM6 242V241H5ZM15 242V241H14ZM32 241H30L29 243L30 244H32L31 243ZM61 242V241H60ZM76 243H78L77 245H80V246H82V243H80V242H77V241H75ZM87 242V241H86ZM85 241L83 242V245L84 246H86V244H84V243H86ZM101 242V243H100ZM111 242V241H110ZM109 241H108V243H110ZM114 242V241H113ZM115 242H117V241H115ZM145 242V241H144ZM235 243H234V246L235 247H240V249H241V251H242V253H244V258H242V259H244V262H245V264H254V256H252V255H254L252 252H251V254L252 255H250V253H248L246 250H247V246H246V243H245V240H244V237L242 236V235H239V237L234 241ZM2 243H4V242H2L1 241V244ZM38 243H39V241H38ZM75 243V244H76ZM136 243V242H135ZM138 243V242H137ZM160 243V242H159ZM162 243V244H163ZM205 243V242H204ZM15 244V243H14ZM14 244H13V246H14ZM35 244H33V247H35V248H33V249H36L37 248V245L36 246H34ZM100 244H102V245H100ZM112 245L114 244V243H111ZM111 244H109L108 246H111ZM142 244V243H141ZM152 244H153V242H152ZM161 244V243H160ZM211 244V243H210ZM62 245H63V242H62ZM163 245H165V244H163ZM72 246V245H71ZM71 246L69 247V249H71ZM76 246V245H75ZM80 246H78V247H80ZM138 246V245H137ZM140 246V245H139ZM156 246V245H155ZM186 246V247H185ZM256 246V245H255ZM29 247H31V245H29ZM61 247V246H60ZM78 247H72V248H74V249H72L73 251H69V253L68 254H71V257L72 258H74V254L76 253L75 251H76V249L75 248H78ZM83 247V246H82ZM82 247H81V249H82ZM89 245H88V249H89ZM104 247H106V248H104ZM104 249H107L108 250V247H107V245L105 246V244H104ZM114 247H116V245L114 246ZM119 247V246H118ZM122 247V246H121ZM136 247V246H135ZM158 247V246H157ZM163 247V246H162ZM85 248V247H84ZM98 248H97V250H98ZM102 248V247H101ZM100 248V250L101 251H97L98 252V254L96 253L94 256H95V258L97 259V258H100L99 256H101V254L103 253L104 254V249L102 250ZM110 248V247H109ZM112 248V251H114V249L115 248H113V247H111ZM110 248V249H111ZM117 248V247H116ZM177 248V249H176ZM246 248V249H245ZM31 249V248H30ZM51 249V252L49 251ZM118 249V248H117ZM124 249H126V248H124ZM142 249V248H141ZM192 249V250H191ZM28 250H29V248H27L26 249V252H28ZM75 250V251H74ZM87 250V249H86ZM157 250V249H156ZM210 250H212V249H210ZM209 250V251H210ZM250 250V249H249ZM34 250H31V253L30 254H34V253H32ZM60 251H62V253H63V257L61 256L62 254H60L61 252ZM65 251V250H64ZM82 251H83V249H82ZM93 251H94V248H93ZM92 251V252H93ZM103 251V252H102ZM111 251V252H112ZM138 251V250H137ZM147 251V250H146ZM205 251V250H204ZM207 251V250H206ZM29 252H30V250H29ZM70 252H73V256H72V253H70ZM88 252H90L89 250H88ZM87 252V253H88ZM92 252H90V254H93ZM107 252V251H106ZM105 252V253H106ZM115 252H116V249H115ZM123 252V251H122ZM125 252V251H124ZM141 252V251H140ZM181 252H182V256L180 257V255H181ZM183 252H184V254H183ZM221 252V251H220ZM87 253H85V254H87ZM94 253H95V251H94ZM114 253V252H113ZM128 253V252H127ZM131 253V252H130ZM130 253H129V255H130ZM160 253V252H159ZM162 253V252H161ZM161 253H160V255H161ZM180 253V255H179V259H177V261H176V258H178V254ZM196 253V252H195ZM22 254V255H21ZM29 254V255H30ZM59 254H60V256H59ZM67 254V253H66ZM67 254V255H68ZM81 254H82V252H81ZM81 254H79V255H81ZM84 254V255H85ZM103 254H102V258L104 257L103 256ZM115 254V253H114ZM114 254H112V255H114ZM153 254V253H152ZM193 254V253H192ZM27 256L26 257H28V254H26ZM66 255V256H67ZM88 255V254H87ZM125 255V254H124ZM128 255V256H129ZM131 255H132V253H131ZM131 255L129 256V257H131ZM141 255V254H140ZM148 256H149V254H147ZM194 255V254H193ZM202 255H204L203 253L201 254H199L198 256H197V261L198 260H201L202 261V259H203V257H202ZM11 256H13L14 258L11 260ZM70 256V255H69ZM69 256H68V263H69V261H70V259L71 258H69ZM90 256V255H89ZM89 256H88V258H89ZM106 256H108V255H106ZM127 256V257H128ZM133 256V255H132ZM151 256V255H150ZM156 256V255H155ZM159 256V255H158ZM242 256V255H241ZM29 257H31V256H29ZM62 257V258H61ZM83 257V256H82ZM85 258H83L82 260L84 261H86V256H84ZM109 257H110V255H109ZM112 257L113 256H111V259H112ZM126 257V256H125ZM192 257V256H191ZM194 257V256H193ZM205 257V256H204ZM225 257V256H224ZM61 258V259H60ZM90 258H91V256H90ZM106 258L107 257H105V261H106ZM121 258V257H120ZM135 258V257H134ZM133 258V259H134ZM152 258V257H151ZM151 258H150V260H151ZM190 258V257H189ZM29 259V258H28ZM31 259H32V257L29 259V261H31ZM41 259V260H42ZM108 259V258H107ZM131 259V260H130ZM128 258V260H127V262L128 263H126V264H134V262H135V260H132V258ZM25 260V259H24ZM72 260H74V259H72ZM70 261L71 262V264H72V262H74V261ZM99 260V259H98ZM100 260H101V258H100ZM99 260V261H100ZM103 260V261H104ZM116 260L117 259H115V260H113L112 262H114V263H116ZM184 260V259H183ZM196 260V259H195ZM11 261H13V262H11ZM97 261V260H96ZM159 261V260H158ZM232 261V260H231ZM25 262V261H24ZM75 262L77 263V258H76V260H75ZM90 263H91V261H89ZM88 261L85 263V264H88L89 263ZM101 262H102V260H101ZM111 262V263H112ZM117 262H119V261H117ZM152 262V261H151ZM154 262V261H153ZM13 263V264H14ZM41 263H39V264H41ZM67 263V264H68ZM103 263H105V262H103ZM102 263V264H103ZM110 263V264H111ZM120 263H121V259H120ZM142 263V262H141ZM155 263V262H154ZM158 263V262H157ZM23 264V263H22ZM26 264V263H25ZM28 264H30V263H28ZM70 264V263H69ZM82 264V263H81ZM107 264H108V261H107ZM113 264V263H112ZM119 264V263H118ZM183 264V263H182Z\"/></svg>",
	"mask_w": 264,
	"mask_h": 264
}]
</instances>
